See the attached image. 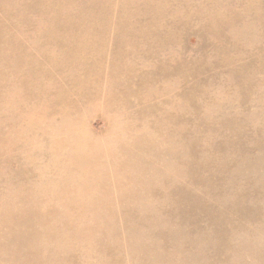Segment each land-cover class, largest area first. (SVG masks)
Wrapping results in <instances>:
<instances>
[{"label":"rangeland","instance_id":"rangeland-1","mask_svg":"<svg viewBox=\"0 0 264 264\" xmlns=\"http://www.w3.org/2000/svg\"><path fill=\"white\" fill-rule=\"evenodd\" d=\"M8 1L9 0H0V9L2 11L5 9V11H3V13H1L2 11L0 10L1 11L0 12V14H1L0 15V19H1L0 31H5L6 34L9 33L10 35L8 34L9 35L8 38L10 41L7 40L8 42H5V40H6L5 38H0V42H2V43H0V47L6 48L9 45L8 43L9 42L12 43L13 37L16 36L17 39L14 38L15 40H13L12 44H14V45L18 44V45H16L18 51H20V48L24 52L25 51L26 52L31 51L32 49H34L33 52L35 51L34 53H38L41 50L40 47L38 46V42H39V38H37L38 35L40 33L42 34V30L45 31L46 28L51 27L53 24L58 25V23H59L60 26L59 27L56 26L54 28L55 30L52 31L53 34L50 33V35L61 37V39H60L61 42L64 41L66 43L68 41L69 42L71 41V42L75 43L76 47L79 48L78 50L80 52L79 53L80 57L84 60L86 58H88V64L90 65V67L97 68L96 66H98V68L100 70H105V75H104V72L101 71L100 76H102V78L99 79L98 83H100L101 86L104 85L102 87L106 86L107 90L104 88L103 90L99 91L100 94L99 93L96 94V95H100V96H96L97 99L99 100V98H100V100L97 101V99H95L96 98L95 97L93 99L92 107H91V105L90 106L88 105L90 108H92V110L91 109L88 110L89 107L87 108V105H83L82 107L78 108V110H80V111L77 110V114L75 112L74 117L73 118L71 117L72 122L70 121L71 118H66L63 115H59V117H55V118L53 117L52 119H50V121L47 120V118L44 115L47 114L48 109L50 112H53L54 109H52L49 106H46V105L39 103L35 98L32 99L35 101H32L30 98L31 103H30V100H29V102L28 101L26 102V100H23V102L28 103L27 104L28 108L26 107L27 110L23 109L24 112L22 110H20V112H23V114H19L18 118L16 117L18 120L14 119V118H11L8 120L7 124H9L10 126L9 125L6 126L7 129L4 131V134L6 135V137L4 136L6 143L3 144L2 148H0V175H1L0 176V178H1L0 179V192H1V194H0L1 195L0 196V208H1L0 209L1 210L0 215H2V216H0V264H264V79H263L264 78V66H263L264 60L262 61V59H264V42H263L264 41V36H263L264 35V33H263L264 32V0H213V1L212 0L211 1H209V0L208 1L207 0H185V1L184 0L183 1L182 0H138V2H137V0H134V2H136L138 4L137 5L138 7L137 6L135 7L134 3L132 4L133 1L127 0V3H128L127 5H130V6L133 5L134 6V7L131 6L132 8H130V6L128 7L126 5V0H58V1L54 0L55 2L57 1L58 4H57V2L54 3V1H52V0H27V1L26 0H11L9 2ZM59 1H61V4ZM17 2H19V4ZM27 2L29 4L32 3L34 7L31 6L32 4L28 6ZM130 2H131V4H129ZM20 3L22 5V7H21ZM144 3H146V4H144ZM153 3H154V5H152ZM167 3H168V6H167ZM251 3H252V6L247 8L246 6H250ZM7 4L10 6L8 7ZM26 4H27V6H26ZM48 4H51V5H48ZM55 4L58 6H56ZM19 5H20V7H19ZM40 5H42V6H40ZM45 5H46V7H45ZM163 5H165V6H163ZM169 5H171L173 9H170L171 7ZM24 6H26V7L24 8ZM35 6H36V9H35ZM51 6H53V7H51ZM154 6L156 7L155 9L157 10L155 12H154V10H155ZM254 6L257 8H255ZM11 7H12V9H11ZM40 7H43V8H40ZM166 7H169V8H166ZM252 7H254V8H252ZM33 8H34V10H33ZM37 8L41 9V10L43 9V11L38 10ZM141 8L143 10H141ZM190 8L191 9L195 8V12H193V10L191 11ZM245 8H246V10L244 12ZM250 8L254 9V11ZM144 9H146V10H152L153 9V10L152 11H144ZM202 9L206 10V12L204 13V11ZM160 10H163V11L159 12ZM176 10H177V12L178 11L182 12L181 13L182 16L179 12L176 13ZM228 10H230V11H228ZM249 10H250V12H249ZM39 11H40V13L41 12L44 13L45 11H47V13L45 12L44 15L41 14L43 16L42 17L39 14ZM135 11H137V12L135 13ZM172 11L175 13V16H174V13ZM185 11H187V12H185ZM208 11H210V12H208ZM231 11L234 14H232ZM237 11H240L243 13L238 14ZM9 12H11L12 15ZM48 12H50V13H48ZM132 12H134L135 14H133ZM147 12H148V15L151 17H152V15H157V16L152 17V19L149 16H147L148 17L147 18L146 17ZM149 12H150V14H149ZM4 13H7L6 18H8V20H6ZM25 13H27V15ZM99 13L101 15H99ZM130 13H132L133 16ZM140 13L142 15V18H139V17H141ZM185 13H187V14H185ZM193 13H194V15H193ZM245 13H246V16H245ZM37 14H39V16ZM165 14H166V16H168V18L164 16ZM179 14H180V16H179ZM230 14H232V16ZM241 14H243V15L241 16ZM66 15H69V16H67L68 19L66 17L64 19V16H66ZM106 15H108V18ZM137 15H138V17L136 18ZM171 15L175 18L172 17V19H171L170 18ZM176 15L178 16L179 21H178V18H176L177 17ZM188 15L189 16L193 15L194 17L192 16V18H190V17L187 18L186 16H188ZM235 15H236V17H235ZM13 16H16V17L10 19ZM59 16H60V18L62 17L60 20L58 19ZM122 16H125L126 18L122 17ZM239 16H240V18H239ZM40 17H42V19ZM56 17H58V18H56ZM76 17H79V18H76ZM97 17L98 18L103 17V18L98 19ZM120 17H121V19H120ZM212 17H213V19H212ZM241 17L242 18L244 17V19H242ZM70 18H72V20L74 22ZM74 18H76V19H74ZM104 18L105 19L107 18V20H105ZM123 18H125V20L127 22ZM16 19H18L17 22L19 20L21 21L20 25H15L17 22L13 23V22H15ZM54 19H56V20H54ZM128 19H129V21H128ZM161 19H163V20H161ZM188 19H190V21H188ZM192 19H193V22L191 21ZM2 20H3V22H2ZM25 20L26 21L28 20L31 23L23 22ZM57 20H59V21H57ZM61 20L64 23H62ZM96 20H97V22H96ZM98 20L99 21L101 20V21L99 22ZM102 20H104V21H102ZM108 20H109V23H108ZM111 20H112V22H111ZM147 20H148V23L150 22L151 24L156 23V21H157V23L154 24L155 26L153 24L151 25L149 23L148 24L149 27H148L147 26ZM211 20H213V21H211ZM226 20H228L229 23ZM232 20H234L233 23H232ZM85 21H88L87 24L89 25V27ZM94 21H95V23H94ZM114 21H116V22H114ZM123 21H124V23H123ZM241 21H243V22H241ZM1 22L4 24V26ZM22 22H23L22 27L24 26V28H25L28 25L25 28L26 32L24 31L23 28H21ZM113 22H114V24H113ZM128 22H129V24H127V27H126V25H124V24L128 23ZM165 22L167 24H165ZM225 22L228 23L229 25L231 23L232 25L227 26V24ZM73 23L75 24L76 28L73 27L74 26ZM79 23H81V26H79ZM97 23H99V24H97ZM100 23L103 25L98 26V25H100ZM182 23H184V26L186 28L183 26ZM189 23H191V25H193V27H195V28H193V27L191 28V25H189ZM196 23H198V26ZM218 23H220V24H218ZM17 24H19V23H17ZM25 24H26V26H25ZM36 24L38 26H36ZM94 24H95V26H94ZM104 24L106 26L107 25L109 26L110 24L115 25V26H113V27L109 26V27H111V28H109L108 26L104 27ZM137 24H140V25L142 24V25L141 26L138 25L139 27L136 29L135 27H137ZM144 24H145V26H143ZM211 24H214V25H211ZM225 24H226V26H225ZM7 25H8V27H12V28L7 27L8 28L7 29L6 28ZM31 25H33V27H34V29L31 28L33 32H31L30 31L31 29H29L30 27H32ZM83 25H86V26H83ZM132 25L136 29V31L134 30V33H133ZM119 26H120V28H119ZM128 26H130L129 28L132 27L131 30L130 29L128 30ZM156 26H158V27H156ZM170 26H171V29L169 28ZM211 26L212 27L214 26V28L216 27L215 30L212 29ZM222 26H225L224 29H221ZM42 27H43V29H42ZM97 27H101V28H98V31H97ZM153 27H155L157 29L159 28L158 29L159 31L156 29L155 30L153 29L154 33H156L157 31L161 32L160 34L159 33L154 34L151 31L152 32L151 34H153V35H151V38L154 41L150 38V35H148V34H150V32H149L150 30L148 28L151 29ZM162 27H163V29L165 27V29L163 30ZM176 27H178V29L181 32L179 30L177 31ZM104 28L106 30H108V28L112 29L111 31L108 30V33L110 35L106 34L107 33L106 30H105L106 33H105V31L102 30ZM116 28L118 29L117 30L118 32L114 31V29L116 30ZM35 29L38 30V31L36 30V33L38 34V35L35 34L36 36L33 35L35 33ZM64 29H66L67 31H71V35H70V32H67ZM93 29H95L98 33ZM99 29H100V32H99ZM121 29H123V30H121ZM145 29H147V30H145ZM161 29H162V31H160ZM168 29H170V30H168ZM196 29H198V31H196ZM200 29H202V30H200ZM59 30H60V32H57ZM62 30H64L65 32ZM127 30H128V33L126 32ZM143 30H145V31H143ZM165 30L167 31V33ZM15 31H16V33L18 32V35H20V34L21 35L20 36L16 35ZM29 31L31 34L29 33ZM91 31L96 32V34H94V32H91ZM112 31H113V33L115 32L114 35H113ZM169 31H171V33H172L171 37L169 36L170 35ZM174 31H175V33H174ZM190 31H192V32H190ZM135 32H136L137 37L139 36V33H140V35H142L144 33L142 35V37H143L142 40H141V36L138 37V39L140 38L138 40L136 36L134 37L133 35H131L132 33L135 35ZM164 32H165V34H163ZM65 33L67 34L66 37H65V35H66ZM79 33H81L80 34L81 36L79 35ZM27 34H28V37L26 36ZM101 34H103V38L105 39V42H104V39L102 38ZM11 35H12V38H11ZM69 35L70 36L75 35L74 36L75 38L70 37ZM112 35L116 38H114ZM123 35H124V37H123ZM128 35H129V37L131 35L132 38L131 37L129 38ZM147 35L149 37H147ZM155 35H157L158 37H156ZM159 35H160V37H159ZM162 35H165V37H161ZM166 35L169 36V38ZM22 36H23V38H22ZM62 36L64 38L68 37L67 38L68 40H66V39L64 40ZM99 36L103 40V41L102 40L100 41V44L98 43L99 42L98 38H100ZM172 36L175 39H173ZM176 36H177V38H176ZM83 37H85L87 41H85V38H83ZM126 37H128L129 39ZM145 37H147V38H145ZM36 38L38 39V41H36L37 40ZM70 38H72V39L70 40ZM81 38L84 39L83 40L84 45L81 42ZM91 38H93V39H91ZM113 38H114V41L116 40L115 42L117 44L112 41L113 44L110 43L111 45H113V47H112L108 42L109 41L111 42V40H113ZM120 38L121 39L124 38V41L126 40V42H124V43L121 42L123 39L121 40ZM156 38H158V39L160 38V39L158 40ZM164 38L166 40L172 39L171 41H173V44L170 40L164 41L165 40ZM179 38H180V40H179ZM18 39L20 40V42H19L20 44L18 43V41H19ZM62 39H63V41H62ZM74 39L76 41L77 40L78 41L75 42ZM108 39H109V41H108ZM119 39L121 40L120 44H119V41H117ZM127 39L128 40L133 39V41L129 42ZM144 39H145V41H147V40L148 41L145 43V42H143ZM210 39H211V41H209ZM150 40L153 41L154 45H152V42ZM33 41H34V43L36 42V45L39 48L33 44ZM136 41H138V42L135 43ZM178 41H180V42H178ZM14 42H16V43H14ZM25 42H27V43H25ZM28 42H29V45H28ZM90 42H92V43H90ZM133 42L135 44H133ZM140 42H141V44L143 43V45L145 43L144 47H146V45H147V47H149L148 46V42H149L150 48L146 47L144 49L143 47H140ZM157 42L160 44V46L161 45L164 46V43H165V46H164L165 48L163 46H161L165 49L164 50L163 48H161V49H163V52H165L167 50L165 53H162L160 51L161 49L159 50V47H155V46L159 45ZM174 42H177V43H174ZM85 43H86V46H85ZM101 43H103V45H101ZM131 43L135 47H133ZM178 43H180V45ZM91 44L95 45L94 48L91 46ZM97 44H99L98 45L99 47L97 46ZM104 44H106V45L109 44L108 46H106V50L104 49L105 48ZM40 45H41V43H40ZM89 45L91 46L92 50L90 49ZM136 45L137 46L139 45V46L136 47ZM143 45H141V46H143ZM166 45H167V47H166ZM169 45H171V46H169ZM182 45H183V47H182ZM210 45H211V47H209ZM258 45H260V46L258 47ZM34 46H35V48H34ZM119 46H121L122 48L124 46L126 47V48L124 47L123 49H121L124 52H122V51L119 52L120 48H121ZM127 46L129 47V49H127L128 48ZM153 46L155 49L152 48ZM172 46H177L178 48L175 47V49H174V47H172ZM55 47L57 48V46H55ZM80 47L82 50L80 49ZM116 47H118V48H116ZM206 47H208V48H206ZM262 47H263V49H262ZM36 48H38V49H36ZM84 48L87 49L88 51L84 50ZM97 48H101V50L99 51V49H97ZM110 48H112L113 51L110 50ZM114 48H115V50H114ZM135 48H137L135 53H137V51H138V53H137L138 55L136 54L138 57L134 54ZM139 48H142V49H139ZM168 48H170L171 51ZM172 48L174 49V52L176 51L175 52L176 55H175V53H172L173 52ZM94 49H96L95 53H94ZM107 49H108V51H112V53L108 52ZM143 49H144V51H143ZM157 49H158L159 53H157V51H156ZM53 50H56L55 56H59L58 55L59 50L54 49V48H53ZM178 50L180 52H178ZM97 51H99V52H97ZM101 51H103V53ZM104 51H107V52L105 53ZM114 51H115V53H114ZM147 51H149V54ZM151 51H152V53L150 54ZM186 51L188 53H186ZM81 52H84L85 54L83 53V55H82ZM100 52L102 54H100ZM140 52H142L143 54ZM167 52H168V55H167ZM169 52H171L170 55H169ZM110 53L113 56H115L116 53H118V55L115 56L114 59L112 58V60H111L110 58L112 57V55ZM121 53H122V55H119ZM124 53H126V54H124ZM154 53H156V54H154ZM177 53L178 54L180 53V58H178L179 55H177ZM181 53H182V55H181ZM219 53H221L222 55ZM123 54H124V56H123ZM131 54L133 56H131ZM145 54H146V56H145ZM152 54H154L153 55L154 57L152 56ZM157 54L158 55L161 54V55H163V57L165 56V59L164 58L162 59L161 55H160L161 57L160 56L157 57ZM172 54H173V58H176V60L171 57ZM86 55H88V57ZM91 55H93V56H91ZM101 55H106V56L102 57ZM140 55H142V57ZM199 55H202V56H199ZM83 56H84V58H83ZM109 56H111V57H109ZM125 56L128 57V59L131 57L130 59L132 61H129L130 59L127 60V58ZM134 56H135V58H134ZM139 56L141 57V59H144L143 62L139 58ZM155 56H156V58H155ZM169 56L172 59H170ZM195 56H196V58H194ZM117 57H119L120 59ZM124 57L126 60L123 59ZM166 57H168L169 59H167ZM187 57H189V59ZM90 58L92 59L91 64L89 63L91 61ZM191 58H193V60ZM108 59H110L111 61L114 60L113 62H115V64L113 62H110ZM122 59H123L124 63H123V61H121ZM133 59H134V61H135V59H138V61H135V62H139V63L142 62V66H140L141 64H138V63L136 65V63L133 62ZM145 59L148 62V64L146 63ZM196 59L197 60L199 59L198 61L202 62L203 64L200 62H197ZM207 59H209L210 61ZM93 60H95V61H93ZM104 60H105V63H104ZM166 60L168 61V62H166V64L169 63L168 65L165 64ZM186 60H188V61H186ZM204 60L205 61L207 60L208 62L206 61L207 63H205ZM58 61L59 60H56V62H58ZM126 61L127 62L129 61L130 64L127 63ZM149 61H150V63H149ZM93 62H96V63L93 64ZM108 62H110V63H108ZM170 62H171V64H170ZM189 62L190 63L194 62V63H192L193 65L192 64L190 65ZM209 62H211V63H209ZM154 63H155V65H154L155 67L153 66V69H151L152 65ZM196 63H198V64H196ZM96 64H98V65H96ZM99 64H100V67L102 69L99 67ZM105 64H106V67L104 66ZM107 64H108V66H111V67H108ZM119 64H120V66L122 64L123 70L120 68ZM158 64H160V65L163 64V65L161 67H159ZM62 65H64V64L62 63ZM112 65H113V69H112ZM132 65H135V66H132ZM144 65L147 67H148V65H150L149 68L150 67L151 68L149 69V68L145 67ZM198 65H201V66H198ZM260 65H262V69H261ZM114 66L115 67L117 66V67L115 68ZM130 66H132V67H130ZM104 67H105V69H104ZM125 67H126V69H125ZM175 67H176V69H175ZM181 67H182V69H184V71H180ZM134 68L136 71L133 70ZM145 68H147L148 71L147 70L145 71ZM162 68H164V69H162ZM256 68L259 69V73H258V70ZM114 69H115V71H114ZM116 69H118V70H116ZM127 69L131 70L129 72V75L126 73V72H128ZM155 69H156V71L157 70L158 71L153 73ZM173 69L177 70V72L179 74L181 73V75L177 74L176 71ZM187 69H189L190 71ZM255 69L257 71L256 75H255ZM124 70H125V73H123ZM193 70H195V71L193 72ZM107 71H109V72H107ZM137 71H139V72L137 73ZM150 71H152V72H150ZM168 71H170V73H166ZM131 72H133V74H135V75H133V79H132V73ZM144 72L145 73L149 72V73L144 74ZM173 72H174V75L176 74L175 76L179 80H177L176 77H175L176 80H174ZM189 72H190V74H189ZM113 73L115 74V76ZM118 73L120 76H118ZM139 73L142 75L140 76ZM157 73H159V74H157ZM186 73H188V74H186ZM123 74L126 77H124ZM137 74H139V75L137 76ZM184 74L186 76H184V78H183ZM191 74H193V75H191ZM261 74H263V75L261 76ZM121 75L123 76V79H122ZM147 75H149V78L147 77ZM156 75H157V77H156ZM164 75L166 77H167V75H170V77H168V78H171V80L168 78L165 79ZM178 75L180 76V78ZM106 76L109 78H106ZM150 76H151V78H150ZM153 76L156 77L157 81H156L155 77L153 78ZM158 76H160V77L162 76L161 78L159 77L161 80L158 78ZM120 77H121V79H120ZM134 77H135V79H134ZM257 77H259V78H257ZM261 77H262V79H261ZM110 78H111V80H109ZM127 78L128 79L131 78L132 80H128ZM140 78H142L141 80L143 81V83L140 80ZM147 78H148V80H146ZM162 78L165 79L166 81L165 80L162 81ZM102 79H103V81H102ZM117 79H119L120 81L119 80L117 81ZM152 79L155 82V84H154V82H152ZM158 79H159L160 83L158 82ZM167 79H168L169 83H168ZM185 79L189 80V81H187L188 83L186 82ZM106 80H108V81H106ZM114 80H115V83H114L115 85L118 82L120 83V85L118 83V85L115 86L116 88L112 89L111 87L114 85L113 84ZM110 81H111V83H110ZM126 81H128V82H126ZM129 81H131V82L133 81V83H131ZM148 81H149V84H148ZM179 81H181V82H179ZM145 82H146V85H145ZM162 82H164L165 85L163 83V86L161 87ZM175 82H176V84L174 85ZM121 83L123 85H121ZM129 83H131V84H129ZM177 83L179 84L178 86H180V87L182 86V88L184 86V88H183L184 91H187L186 87H188V90H189V91H187L188 93L187 92L184 93L182 88L177 87ZM184 83L187 84L188 86L187 85L185 86ZM105 84H108V85H105ZM132 84H136V86L135 85H134L135 87L130 86ZM137 84L140 85V87H137L138 86ZM156 84H158L159 86H157ZM199 84L201 87L199 86ZM128 85L130 87H127ZM203 85H204V87H206L205 89H204ZM189 86H191V87H189ZM254 86H255V88H254ZM117 87L119 89H117ZM126 87H127V89H126ZM157 87H158V89H157ZM160 87H161V89H160ZM140 88H141V90L145 89L146 90L145 93H143L144 90L141 91ZM147 88H149V89H147ZM114 89L117 91H115ZM180 89H181L180 93H184V95L182 96V94H180L182 97L179 95V98H178L179 93L178 94H176V93L178 91H180ZM69 90H70V92H72L71 89H69ZM111 90L113 92H111ZM118 90H121V91H118ZM107 92H110V93H108V94H110L108 96L109 97L108 103L106 101L107 100L106 97H103L105 95L107 96ZM119 92L121 94H122V92H124V93L126 92V93L125 94L123 93L122 94L123 96H122V95H119ZM134 92H137V94H135ZM245 92H248V93H245ZM111 93H114V94H111ZM138 93L140 96L138 95ZM173 94L175 96H177V98L175 96L171 97V96H173ZM114 95H115V97H114ZM128 95H130V96L127 97ZM148 95H149V97H148ZM118 96H119V98H118ZM195 96H197V97H195ZM170 97H171V99H169ZM138 98L140 101L138 100ZM150 98H152V100ZM166 98L168 101L166 100ZM116 99H118V100H116ZM183 99H185V100H183ZM159 100H161L162 102H160ZM175 100H177V101H175ZM36 101L39 104L34 103ZM112 101L113 102L118 101V102L110 104V102H112ZM157 101H158V104H156ZM178 101H180V102L178 103ZM163 102L164 103L168 102V103L165 106V105H162V104H164ZM169 102H170V104H169ZM173 102H174V105H172ZM120 103L123 105H121ZM189 103H190V105H189ZM152 104H153V106H152ZM38 105L39 106L41 105L40 108ZM42 105L44 107L46 106L47 108L46 107L43 108ZM110 105H112V106L108 107ZM154 105L158 111L154 108ZM156 105H158V106L160 105L159 106L160 109L163 106L164 109L162 108L161 109L162 111H160L158 106H156ZM169 105H171L172 107L174 106L173 107L174 109L170 108ZM33 106H34V108L37 106V108H35V110H34ZM117 106L119 109L122 106L123 107L121 108V110H119L117 108ZM189 106H190V108H189ZM41 107L45 111L47 110V112L44 111V113H42L43 115H40L41 112H43V109ZM104 107H107V108H104ZM168 107H169V110L167 111ZM102 108H104V109H102ZM152 108H153V110H155L154 116H153L154 111L152 110ZM176 108H178V110H180V111H178ZM28 109H30V111ZM81 109H82V111H81ZM128 109L130 111V114H129ZM170 109L171 110L173 109L174 112H173V110L170 111ZM33 110L36 112H34ZM27 111H28V114H27ZM145 111L148 112V114H146ZM159 111H160V114H161V112L164 111L162 116L158 114ZM169 111L171 112V114L173 112L172 115L170 114L171 116H175V115L177 116V119H176L177 121L171 122L169 120V118H171V116L170 117L168 116ZM176 111H177L178 115L176 114ZM25 112H26V115H25ZM33 112H34V115L32 116ZM39 112H40V114H39ZM124 112H127V113L124 115ZM133 112H134V114L136 112V114H135L136 116L133 115ZM149 112H150V114H149ZM151 112H152V114H151ZM184 112L187 116L184 114ZM192 112H193V114H192ZM198 112H199V114H198ZM35 114L39 115L42 118L45 117L44 119H42V118L39 119L41 126L36 127V125H34V127L26 126V128H23L25 126V123L23 124V121L20 122L21 120H19V119L24 117V120H25L24 122H26V119L28 121L29 120L34 121V119L37 117ZM121 114L125 117H121ZM131 114L134 116L133 122H132L133 117L131 116ZM139 114L143 118L144 117L147 118V119L145 118L146 122H145V120L140 119L142 117ZM157 114H158V116H157ZM197 115H198V117H197ZM62 116H63V118H62ZM164 116H166V117L168 116L169 118H166V117L164 118ZM74 118H76V119H74ZM66 119H67V121H66ZM135 119H137V120H135ZM165 119H167L168 121H166ZM10 120H11V122H10ZM53 120H54V122H53ZM142 120H143V122H142ZM151 120H153V122ZM161 120H163L164 122ZM195 120H197V121H195ZM139 121H140V123H138ZM157 121H158V123H157ZM180 121H182L183 124H185V125H183ZM185 121L188 123L186 124ZM56 122H58V124H56ZM66 122H67V125L65 124ZM74 122H76V123H74ZM126 122H127V124H126ZM154 122H155V124H154ZM189 122H191V123H189ZM49 123H50V125H49ZM143 123L145 124V126ZM174 123H175V125H174ZM19 124H21V125H19ZM149 124L153 129L154 128L156 129V127L159 130L162 129L164 131V134L160 133L162 130L160 132L157 129H156V131L153 130L149 126ZM44 125H45V127H44ZM52 125L55 126L56 128L53 127ZM71 125H73V126H71ZM132 125H133V127H132ZM135 125L136 126L140 125V126L136 127ZM147 125H148V127H147ZM173 125H174V127H173ZM154 126H156V127H154ZM184 126H186V128ZM59 127L61 128L60 130H59ZM139 127H141V128H139ZM149 127L151 129L148 131L149 132L148 133L146 130H147V128L149 129ZM17 128L19 130H21V129L23 130V132H22V130L20 131V133H23V135H21V134L19 135V130ZM30 128H31V130L28 131ZM144 128H145V130H144ZM26 129H28L27 133H26ZM33 129H34V131H33ZM62 129H64V131ZM16 130H18V133ZM40 130H41V132H40ZM45 131L49 135L46 134ZM50 131L51 132L53 131V133H51ZM36 132L39 133L40 137H38L39 135L37 136ZM151 132H154V133H151ZM156 132L160 133V134H158V139H157ZM184 132H185V134H184ZM29 133H32V134H29ZM64 133H66V134H64ZM15 134H16V136H15ZM25 134L27 136H25ZM35 134H36V136H35ZM55 134H57L58 137H60L61 139H59L57 137V135H55ZM63 134H64V136H63ZM80 134L86 135V140L87 139L89 140V138H91L92 141H91V139L89 141V143L91 145L88 143V141L86 142L85 137L84 136L81 137ZM168 134H170V135H168ZM31 135H32V138H34V137L36 138L37 142L34 140V142L32 143L33 139L30 138ZM51 135H54V137ZM161 135H162V137H161ZM182 135H185V136H182ZM44 136H46L47 138H44ZM49 136H50L51 140H50ZM130 136H132V137L134 136L133 137L134 139H132V137H130ZM159 136H160V138H159ZM26 137H27V139L29 138L30 140L29 139L27 140ZM55 137H57L61 143L57 140V138L55 139ZM140 137H141V139H143V138L144 139L141 140ZM148 137H149V139H148ZM81 138H84V141H82V144L84 143L83 145L80 142L81 140H83ZM150 138H152V139H150ZM13 139H14V141H13ZM25 139L27 141H25ZM44 139H45V141H44ZM47 139H49L48 140L49 143L51 142L50 144L48 142H46ZM161 139H163V140L161 141ZM40 140H42V141L40 142ZM75 140H77V141H75ZM66 141H67V144L65 146ZM73 141H74V143H73ZM155 141L156 142L161 141L163 143L160 142V143H158L159 144L158 145V144H155L156 143ZM26 142H27V144L25 146H23L24 145L23 143H26ZM38 142H40V143L37 144ZM76 142H78V143H76ZM102 142H103V144H102ZM128 142H129V144H128ZM15 143H17V145ZM30 143H32V144H30ZM55 143L56 144L58 143V144L56 145ZM257 143H259V144H257ZM13 144H15V145H13ZM42 144L43 145L45 144V145L43 146ZM53 144H54V146H53ZM74 144H76V146ZM31 145H33V146H31ZM79 145L81 146V147H79L80 151L77 149V147ZM154 145L157 149H155ZM5 146H6V149L4 148ZM20 146L21 147L23 146L22 149L20 148ZM30 146H31V149H30ZM51 146H53V147H51ZM57 146H59L58 147L59 149L61 148L59 151H61L63 149V151H61V153L59 151L57 152L55 150V148L57 149ZM84 146H85V148H90L89 150L92 153L91 156H90V154L87 153L88 150L85 149ZM97 146L100 148H101V146H103L102 150H100V148H98ZM146 146H147V148H146ZM165 146H166V148H165ZM19 148L21 151L19 150ZM221 148L224 149V151L220 150ZM32 149H34V150H32ZM53 149L55 151H53ZM108 149H110L111 152ZM13 150L20 151L18 153H17V151H15V153L19 154L20 157H18L17 154H16L17 156H14L15 154L13 153ZM27 150H29L30 152ZM81 150H82V152H81ZM97 150H99V152ZM116 150H117V152H115ZM131 150L133 152H130ZM4 151H5V153L8 152L9 154L6 153V155H5ZM35 151H38V152H35ZM90 151H89V153H90ZM101 151H103V152H101ZM96 152H98V153H96ZM208 152L210 154L215 153L214 156L218 159V162H217V159H214L215 158L214 156H210ZM10 153H11V155H10ZM21 153H23V154L25 153L24 155H26L27 153H29V154L26 155V157H24V155L23 154L21 155ZM117 153H118V155H117ZM129 153L131 155H128ZM34 154H36V155H34ZM65 154H67V155L65 156ZM71 154H73V155H71ZM74 154L78 155L79 157L74 155ZM158 154L160 156H158ZM161 154H162V156H161ZM9 155H10L11 159H10ZM70 155H71V157H70ZM191 155L193 157L194 156L196 157V158L194 157L195 162L192 160L193 159L192 157H191V159H189V157ZM201 155H202V157H201ZM205 155H207V157H205ZM21 156H22V158H21ZM74 156H76L75 159L73 158ZM185 156H186V161H185ZM14 157H16V158H14ZM65 157H67V158H65ZM68 157H70L72 159L70 160ZM19 158H21L22 160ZM63 158L68 159V160L66 161ZM103 158H105V159H103ZM159 158H160V162H159ZM206 158H208L209 160ZM5 159H6V161H4ZM113 159H114V161H113ZM181 159H183L182 160L183 162L185 161L184 162L185 166L182 163ZM188 159L190 161H188ZM72 160H73V162H72ZM104 160H105V163H104ZM106 160H108V161H106ZM165 160H167V161L170 160V162H167ZM63 161H64V164H63ZM207 161H209V162H207ZM35 162H36V164L38 163V166L34 165ZM71 162H72V164H71ZM100 162H101V166H102L101 168L99 166ZM178 162H180V163H178ZM39 163H42V164H39ZM67 163H69L71 165L67 166L66 165ZM232 163H233V165H232ZM228 164H229V166H231V168L229 167V169H227ZM95 165L97 166L96 170H95ZM159 165H161V166H159ZM224 165H226V166H224ZM29 166L32 169H30ZM153 166H155V167H153ZM221 166L222 167L224 166V168L226 167L225 168L226 171L224 170V168L222 169ZM141 167H143V168H141ZM8 168H10V169H8ZM26 168L27 169L29 168V170H27ZM153 168H156V169H153ZM33 169L34 170L36 169L37 171H35V172H37L38 174L35 173L34 171H32ZM41 169H42V171H41ZM150 169H153L154 171L152 172V170H150ZM7 170H9V171L11 170V173H9V171L3 173L4 171H7ZM188 170H190V171H188ZM222 170H224V171H222ZM16 171H17V173H16ZM23 171L26 173L24 174ZM91 171H92V174H91ZM194 171L197 173V175ZM27 172H29L28 176H27ZM105 172H106V174H105ZM13 173H16V174H13ZM147 173H148V175H147ZM164 173H166V175H163ZM190 173H191V175H189ZM5 174H7V175L9 174L10 176H7ZM23 174L26 175V176H24L25 179L22 178ZM31 174H36V176L33 175V177H32ZM108 174H109V176H108ZM192 174H193V176H192ZM83 175H84V177H83ZM89 175H91V176H89ZM93 175L96 178H94ZM145 175H146V177H145ZM162 175H163V177H162ZM168 175H170V176H168ZM172 175L174 177H176V179ZM2 176H3V178H2ZM19 176H21V177H19ZM40 176H42V178ZM49 176H51V177H49ZM85 176L87 178H85ZM196 176H198L199 178H197ZM11 177H14V178H11ZM26 177H27V179H26ZM101 177H102V179H101ZM155 177H156V179H155ZM165 177L166 178L170 177L169 178L170 181L167 180ZM191 177L192 178L194 177V178L192 179ZM9 178L12 179L13 183L10 181L11 179H9ZM16 178H18V179L16 180ZM32 178H34L35 180ZM63 178H64V180H63ZM89 178H91V180L94 178L92 181H90L91 183L87 182V179H89ZM148 178H152V180L151 179L148 180ZM201 178H204L202 180V182L200 180ZM3 179L6 180L7 184H6V182H4L5 180H3ZM54 179H56V180H54ZM137 179H139V181ZM158 179H160L161 183ZM177 179L179 182L177 181ZM23 180L24 181L27 180V181L24 182ZM74 180H76V182ZM185 180L188 181V183ZM9 181L12 184L9 183ZM31 181H32V184H31ZM58 181H60L61 184ZM65 181H67V182H65ZM80 181L83 184L82 183L80 184ZM184 181L188 185H186L184 183ZM1 182H3L2 184H4V185H2ZM54 182L55 183L57 182V184H55ZM164 182H166V185L165 184L162 185V183H164ZM168 182L170 183L171 186L173 185V188L172 187L170 188L169 184L167 185ZM176 182H177V184H176ZM62 183H63V185H62ZM64 183H66V184H64ZM144 183H146V185ZM150 183H152V184H150ZM13 184H14V186L12 187ZM17 184H18V186H17ZM54 184L55 185L59 184V187L55 186ZM70 184L73 185V186L71 185V187L73 189H70L71 188V187H69ZM183 184H184V186L186 185L184 187V189H182ZM7 185L10 187H7ZM156 185H158V186H156ZM160 185H162V186H160ZM42 186L44 189L42 188ZM88 186H90V188ZM148 186H150L151 188L150 187L148 188ZM153 186H155V188ZM187 186L189 188H186ZM3 187H4V189H3ZM49 187H50V189H49ZM74 187H76V189ZM145 187H147L148 189H146ZM93 188H95V189H93ZM178 188H180V189H178ZM82 189L84 191H82ZM165 189H168V190H166L167 192L163 193L165 191ZM168 191H170V192H168ZM45 192H46V194H45ZM78 192H79V194H78ZM80 192H84V194L83 193L81 194ZM160 192L162 194H159ZM26 194H28V195H26ZM71 194H73V195L71 196ZM75 194L77 195V198H76ZM80 194H81V196H80ZM160 195H162V196H160ZM42 196H44V197L46 196V198H44ZM81 197H82V199H81ZM11 198H13V199H11ZM20 198L23 200H21ZM36 198H38L39 200H36ZM41 198H43L44 201H43V199L40 200ZM56 198H57V200H56ZM71 198H73V200ZM159 198H160V200H159ZM3 199L6 201H4ZM18 199L20 200L19 202L22 205H20L18 203ZM60 199H62V200H60ZM95 199H97V200H95ZM152 199H154L155 201ZM7 200H8V202L10 201V204L7 202ZM11 200L12 201L14 200L15 203L18 204V207H17V205L13 201V203L16 205L17 209L13 205V203H11ZM51 200H53V201H51ZM88 200H92V202L88 201ZM22 201L24 203H22ZM208 203H209V205H208ZM23 204H24V206H23ZM4 205H5V207L7 205L8 206L5 208ZM166 205H167V209L165 207ZM22 206H23V208H21ZM8 207L9 208L12 207V208L9 209ZM13 208H14V212L16 210V212H18V213H16V212L13 213L12 212ZM18 208H20L19 209L20 211L18 210ZM210 208L212 209V211ZM6 210H7V213L5 214L4 212ZM46 210H50V211L47 212ZM51 210H53V211H51ZM205 210H206V212H205ZM8 211H10L11 213ZM2 212H3V214H2ZM44 212L45 213L47 212V213L45 214ZM216 212H218V213H216ZM23 213H25V214H23ZM29 213H30V215H29ZM48 213H49V215H48ZM206 213H210V214H206ZM8 214H10V215H8ZM209 216H211V217H209ZM11 220H13V221H11ZM216 220L217 221L219 220L218 223L216 222ZM53 221H55V222L53 223ZM57 222H59V223H57ZM11 223L13 225H11ZM36 223L39 226L36 225ZM38 227H41V228L39 229ZM61 246H63V247H61Z\"/></svg>","mask_w":264,"mask_h":264},{"label":"bare ground","instance_id":"bare-ground-1","mask_svg":"<svg viewBox=\"0 0 264 264\" xmlns=\"http://www.w3.org/2000/svg\"><path fill=\"white\" fill-rule=\"evenodd\" d=\"M9 1H11V0H9ZM8 1V2H9ZM27 1V0H26ZM52 1H54V0H52ZM58 1V0H57ZM56 1V2H57ZM129 1V0H128ZM131 1H133L132 2V4L134 3L135 5V7L138 5L136 2H134V0H131ZM183 1V0H182ZM185 1V0H184ZM208 1V0H207ZM209 1H211V0H209ZM213 1V0H212ZM24 2V1H23ZM55 1H54V3H56ZM60 2V4H61V1H59ZM63 2V1H62ZM137 2H138V0H137ZM18 4H19V2H17ZM22 3V2H21ZM21 3H20V5H21ZM51 3V2H50ZM53 3V2H52ZM53 3V4H54ZM173 3V2H172ZM206 3V2H205ZM14 4V3H13ZM23 4V3H22ZM27 4H28V6L29 5H31V4H29L28 2H27ZM27 4H26V6H27ZM57 4H58V2H57ZM128 3H127V0H126V5H127ZM129 4H131V2L129 3ZM144 4H146V3H144ZM175 4V3H174ZM8 5V4H7ZM20 5H19V7H20ZM48 5H51V4H48ZM56 5V4H55ZM152 5H154V3L152 4ZM151 5V6H152ZM245 5V4H244ZM5 6V5H4ZM3 6V7H4ZM10 5H8V7H9ZM26 6H24V8L26 7ZM31 6H33V4L31 5ZM30 6V7H31ZM40 6H42V5H40ZM56 6H58V5H56ZM97 6V5H96ZM128 7L130 6V5H127ZM132 7H134L133 5H131ZM130 6V8H132ZM163 6H165V5H163ZM167 6H168V3H167ZM171 8L170 9H173L172 8V6L171 5H169ZM176 6V5H175ZM252 6V3H251V5L250 6H246L247 8L248 7H251ZM2 7V8H3ZM18 7V8H19ZM21 7H22V5H21ZM34 7V6H33ZM45 7H46V5H45ZM44 7V8H45ZM49 7V6H48ZM51 7H53V6H51ZM138 7V6H137ZM146 7V6H145ZM174 7V6H173ZM205 7V6H204ZM255 7V6H254ZM254 7H252V8H254ZM5 8V7H4ZM28 8V7H27ZM40 8H43V7H40ZM50 8V7H49ZM129 8V9H130ZM156 7L154 6V9H155ZM166 8H169V7H166ZM165 8V9H166ZM177 8V7H176ZM252 8H250V9H252ZM255 8H257V7H255ZM11 9H12V7H11ZM23 9V8H22ZM35 9H36V6H35ZM38 9V8H37ZM46 9V8H45ZM134 9V8H133ZM169 9V10H170ZM189 9V8H188ZM201 9V8H200ZM199 9V10H200ZM207 9V8H206ZM1 10V9H0ZM10 10V9H9ZM33 10H34V8H33ZM38 10H41V9H38ZM37 10V11H38ZM49 10V9H48ZM53 10V9H52ZM136 10V9H135ZM141 10H143L142 8H141ZM153 10V9H152ZM152 10H146V9H144V11H152ZM187 10V9H186ZM190 10L192 11L193 10V12H195V8H190ZM198 10V11H199ZM203 11H204V13L206 12V10H204V9H202ZM208 10V9H207ZM245 10H246V8L244 9V12H245ZM253 11H254V9H252ZM2 11V10H1ZM0 11V12H1ZM3 11H5V9L3 10ZM3 11L1 12V13H3ZM8 11V10H7ZM13 11V10H12ZM11 11V12H12ZM17 11V10H16ZM30 11V10H29ZM41 11H43V9L41 10ZM50 11V10H49ZM54 11V10H53ZM134 11V10H133ZM155 11H157L156 9L154 10V12ZM161 11H163V10H160L159 12H161ZM228 11H230V10H228ZM227 11V12H228ZM256 11V10H255ZM11 12H9L10 14H11ZM31 12V11H30ZM33 12V11H32ZM46 13H47V11H45ZM44 12V13H45ZM137 11H135V13H136ZM173 12V11H172ZM179 12V11H178ZM177 12V10H176V13H178ZM184 12V11H183ZM185 12H187V11H185ZM208 12H210V11H208ZM238 12V14L239 13H243V12H240V11H237ZM248 12V11H247ZM249 12H250V10H249ZM248 12V13H249ZM257 12V11H256ZM18 13V12H17ZM38 13V12H37ZM44 13H40V11H39V14L41 15V14H43L44 15ZM48 13H50V12H48ZM133 14H135L134 12H132ZM132 13H130L131 15H132ZM174 13V12H173ZM180 14L182 13V12H179ZM191 13V12H190ZM200 13V12H199ZM231 13H232V11H231ZM247 13V14H248ZM5 14V18H6V14L7 13H4ZM19 14V13H18ZM26 15H27V13H25ZM39 14H37L38 16H39ZM149 14H150V12H149ZM155 14V13H154ZM180 14H179V16H180ZM185 14H187V13H185ZM192 14V13H191ZM229 14V13H228ZM232 14H234V13H232ZM232 14H230L231 16H232ZM236 14V13H235ZM1 15V14H0ZM3 15V14H2ZM12 15V14H11ZM59 15V14H58ZM61 15V14H60ZM99 15H101L100 13H99ZM105 15V14H104ZM140 15H141V13H140ZM139 15V16H140ZM178 15V14H177ZM176 15V16H177ZM190 15V14H189ZM186 16L187 18L188 17H190V18H192V16L194 15V13H193V15H191V16ZM243 14H241V16H242ZM250 15V14H249ZM42 16V15H41ZM67 16H69V15H66V16H64V19H65V17L68 19V17ZM103 16V15H102ZM107 16V18H108V15H106ZM133 16V15H132ZM147 16H149L148 15V12H147V14H146V17ZM156 17L157 15H152V17ZM165 17H167L168 18V16H166V14L164 15ZM170 16V15H169ZM174 16H175V13H174ZM181 16H182V14H181ZM198 16V15H197ZM245 16H246V13H245ZM10 17V16H9ZM14 17H16V16H13V17H11L10 19H12V18H14ZM43 17V16H42ZM42 17H40L41 19H42ZM81 17V16H80ZM104 17V16H103ZM103 17H101V18H103ZM122 17H125V16H122ZM138 17V15L136 16V18ZM145 17V16H144ZM145 17V18H146ZM149 17H151V16H149ZM152 17H151V19H152ZM162 17V16H161ZM160 17V18H161ZM172 15H171V19H172ZM184 17V16H183ZM194 17V16H193ZM228 17V16H227ZM230 17V16H229ZM235 17H236V15H235ZM248 17V16H247ZM19 18V17H18ZM24 18V17H23ZM56 18H58V17H56ZM62 18V17H61ZM60 18V16H59V20L61 19ZM76 18H79V17H76ZM76 18H74V19H76ZM83 18V17H82ZM98 18V17H97ZM96 18V19H97ZM101 18H98V19H101ZM107 18L105 19V20H107ZM126 18V17H125ZM125 18H123L124 20H125ZM128 18V17H127ZM139 18H142V15H141V17H139ZM138 18V19H139ZM148 18V17H147ZM173 18H175V17H173ZM176 18H178V16L176 17ZM185 18V17H184ZM239 18H240V16H239ZM242 18V17H241ZM3 19V18H2ZM20 19V18H19ZM66 19V20H67ZM71 20H72V18H70ZM69 19V20H70ZM120 19H121V17H120ZM122 19V20H123ZM211 19V18H210ZM212 19H213V17H212ZM218 19V18H217ZM227 19V18H226ZM232 19V18H231ZM230 19V20H231ZM242 19H244V17L242 18ZM246 19V18H245ZM6 20H8V18H6ZM17 20L18 19H16L15 20V22H13V23H16L17 22ZM21 20V19H20ZM18 21L17 23H19V24H15V25H20V22L21 21ZM24 20V19H23ZM30 20V19H29ZM44 20V19H43ZM54 20H56V19H54ZM59 20H57V21H59ZM86 20V19H85ZM140 20V19H139ZM145 20V19H144ZM161 20H163V19H161ZM186 20V19H185ZM221 20V19H220ZM248 20V19H247ZM0 21H1V19H0ZM5 21V20H4ZM12 21V20H11ZM73 21V20H72ZM84 21V20H83ZM82 21V22H83ZM99 21V20H98ZM101 21V20H100ZM99 21V22H100ZM102 21H104V20H102ZM126 21V20H125ZM128 21H129V19H128ZM132 21V20H131ZM134 21V20H133ZM137 21V20H136ZM146 21V20H145ZM144 21V22H145ZM166 21V20H165ZM178 21H179V18H178ZM188 21H190V19H188ZM192 22H193V19L191 20ZM211 21H213V20H211ZM227 22H228V20H226ZM233 21L234 20H232V23H233ZM2 22H3V20H2ZM1 22V23H2ZM23 22H29V23H31L30 21H23ZM23 22H22V24H21V28H23L24 29V31H25V28L28 26H26V24H25V28H24V26L22 27V25H23ZM50 22V21H49ZM48 22V23H49ZM52 22V21H51ZM61 22H62V20H61ZM74 22V21H73ZM81 22V23H82ZM86 22V24H87V22L88 21H85ZM96 22H97V20H96ZM111 22H112V20H111ZM114 22H116V21H114ZM114 22H113V24H114ZM127 22V21H126ZM135 22V21H134ZM141 22V21H140ZM143 22V23H144ZM153 22V21H152ZM241 22H243V21H241ZM9 23V22H8ZM12 23V22H11ZM62 23H64V22H62ZM76 23V22H75ZM78 23V22H77ZM81 23H79V26H81ZM90 23V22H89ZM94 23H95V21H94ZM108 23H109V20H108ZM123 23H124V21H123ZM138 23V22H137ZM146 23V22H145ZM150 23V22H149ZM148 20H147V26H148ZM156 23H157V21H156ZM156 23H152L153 25L154 24H156ZM164 23V22H163ZM179 23V22H178ZM203 23V22H202ZM201 23V24H202ZM206 23V22H205ZM212 23V22H211ZM224 23V22H223ZM222 23V24H223ZM226 23V22H225ZM229 23V22H228ZM228 23H226L227 24V26L229 25ZM3 24V23H2ZM91 24V23H90ZM97 24H99V23H97ZM127 24H129V22L128 23H125L124 25H126V27H127ZM131 24V23H130ZM136 24V23H135ZM151 24V23H150ZM151 24V25H152ZM159 24V23H158ZM165 24H167L166 22H165ZM183 24V26H184V23H182ZM197 24V26H198V23H196ZM204 24V23H203ZM208 24V23H207ZM210 24V23H209ZM218 24H220V23H218ZM221 24V25H222ZM226 24H225V26H226ZM40 25V24H39ZM73 27H75V24L73 23ZM88 25V24H87ZM93 25V24H92ZM101 25H103V24H101L100 23V25H98V26H101ZM141 26L140 24H137V27H135L136 29L139 27V26ZM189 25H191V23H189ZM211 25H214V24H211ZM232 24L230 23V25L229 26H231ZM3 26H4V24H3ZM32 27H30L29 29H34V27H33V25H31ZM36 26H38L37 24H36ZM59 27L60 25H59V23H58V25H55V24H53L51 27H48V28H46L45 29V31L44 30H42V34L40 33L39 35L36 33V30L37 29H35V33L33 34L34 36H36L35 34H37L38 35V37L37 38H39V42H38V46L40 47V51L38 52V53H34L33 52V50L34 49H30L31 51H23V50H21V48H20V51H18L17 50V47H16V45H18V44H16V45H14V44H12L13 43V40H15V39H17L16 38V36L15 37H13V39H12V43H8L9 45V47L7 46L6 48H2V47H0V148H2L3 147V144H5L6 143V140H5V137H6V135L4 134V131L7 129V127L6 126H8L9 124H7V122H8V120L9 119H11V118H14V119H17L18 118V116H19V114H23V109L25 110H27V104L28 103H26L27 101L29 102V100H30V98H31V100L33 99V98H35L39 103H41V104H43V105H46V106H49V107H51L52 109H54V111L53 112H50L49 111V109H48V112H47V110L45 111L43 108H45L43 105H42V109H43V112H41V114H40V112H39V114L40 115H43L42 113H44V111L45 112H47V114H45L44 116L47 118V120H49L50 121V119H52L53 117L55 118V117H59V115H63V116H65L66 118H73L74 117V114H75V112H76V114H77V110H78V108H80V107H82L83 105H87V108L91 105V107H92V104H93V99L96 97V96H100V95H96V94H98L99 93V91H101V90H103L104 88L106 89L107 87L105 86V87H102V86H104V85H102L101 86V84L100 83H98L99 82V79L100 78H102V76H100L101 75V71H103L104 72V75H105V70H100L99 68H98V66H96L97 68H93V67H90V65L88 64V58H86L85 60L84 59H82L81 57H80V55H79V48H77L76 47V44L75 43H73V42H64L63 41V39L65 40H68L67 38H64L63 36V39H62V41L63 42H61L60 41V39H61V37H57V36H53V35H50V33H52V31L53 30H55L54 28L55 27ZM83 26H86V25H83ZM94 26H95V24H94ZM106 25L104 24V27H105ZM108 26V25H107ZM106 26V27H107ZM109 26H115V25H112V24H110ZM108 26V27H109ZM143 26H145V24L143 25ZM142 26V27H143ZM155 26V25H154ZM195 26V25H194ZM203 26V25H202ZM201 26V27H202ZM205 26V25H204ZM219 26V25H218ZM225 26H222L221 27V29H224V27ZM8 27V25L6 26V28ZM19 27V26H18ZM67 27V26H66ZM78 27V26H77ZM88 27H89V25H88ZM103 27V26H102ZM130 26H128V30L130 29L131 30V28L133 29V33H134V30L136 31V29L134 28V26L132 25V27L131 28H129ZM149 27V26H148ZM156 27H158V26H156ZM160 27V26H159ZM185 27V26H184ZM193 27V25H191V28ZM200 27V26H199ZM206 27V26H205ZM212 27V26H211ZM233 27V26H232ZM262 27V26H261ZM8 28H12V27H8ZM7 28V29H8ZM38 28V27H37ZM76 28V27H75ZM79 28V27H78ZM95 28V27H94ZM98 28H101V27H97V31H98ZM109 28H111V27H109ZM108 28V30L109 31H111L112 29H109ZM119 28H120V26H119ZM123 28V27H122ZM167 28V27H166ZM170 29H171V26L169 27ZM177 28V31L179 30L178 29V27H176ZM183 28V27H182ZM186 28V27H185ZM193 28H195V27H193ZM198 28V27H197ZM216 28V27H215ZM215 28H214V26L212 27V29H214L215 30ZM263 28V27H262ZM6 29V30H7ZM32 29L30 30L31 32H33L32 31ZM42 29H43V27H42ZM67 29V28H66ZM66 29H64L65 31H67ZM127 29V28H126ZM125 29V30H126ZM140 29V28H139ZM144 29V28H143ZM150 31V34H148V35H150V38H151V35H153V34H151L152 32L154 33V30L156 29V30H158L157 28H155V27H153V28H148ZM154 29V30H153ZM162 29H163V27H162ZM162 29L160 30V31H162ZM164 29H165V27H164ZM163 29V30H164ZM170 29H168V30H170ZM174 29V28H173ZM232 29V28H231ZM13 30V29H12ZM64 30H62V31H64ZM69 30V29H68ZM90 30V29H89ZM93 30H95V29H93ZM103 31H105L106 29L104 28V29H102ZM108 30H106L107 31V33H106V31H105V33L106 34H108V35H110L109 33H108ZM118 29L116 28V30L114 29V31H117ZM121 30H123V29H121ZM120 30V31H121ZM128 30L126 31L127 33H128ZM145 30H147V29H145ZM145 30H143V31H145ZM175 30V29H174ZM185 30V29H184ZM200 30H202V29H200ZM206 30V29H205ZM8 31V30H7ZM28 31V30H27ZM30 31H29V33H30ZM38 31V30H37ZM40 31V30H39ZM64 31V32H65ZM96 31V30H95ZM96 31V32H97ZM152 31V32H151ZM159 31V30H158ZM156 32V33H154V34H157V33H161V32ZM166 31V30H165ZM176 31V32H177ZM180 31V30H179ZM186 31V30H185ZM196 31H198V29H196ZM23 32V31H22ZM26 32V31H25ZM24 32V33H25ZM56 32V31H55ZM57 32H60V30L59 31H57ZM67 32H70V35H71V31H67ZM66 32V33H67ZM91 32H94V31H91ZM96 32H94V34H96ZM99 32H100V29H99ZM102 32V31H101ZM118 32V31H117ZM125 32V33H126ZM170 32V37H171V31H169ZM173 32V31H172ZM181 32V31H180ZM190 32H192V31H190ZM200 32V31H199ZM209 32V31H208ZM11 33V32H10ZM15 33H16V31H15ZM65 33V34H66ZM85 33V32H84ZM89 33V32H88ZM98 33V32H97ZM112 33H113V31H112ZM115 33V32H114ZM114 33H113V35H114ZM131 33V32H130ZM131 34V35H133L134 37L136 36V32H135V35L134 34ZM147 33V32H146ZM145 33V34H146ZM166 33H167V31H166ZM174 33H175V31H174ZM173 33V34H174ZM184 33V32H183ZM187 33V32H186ZM212 33V32H211ZM264 33V32H263ZM9 33H7L6 34V32L5 31H0V38H5L6 40H5V42H8V41H10L9 40V38H8V36L10 35H8ZM23 34V33H22ZM31 34V33H30ZM53 34V33H52ZM68 34V33H67ZM67 34L65 35V37L67 36ZM81 33H79V35H80ZM123 34V33H122ZM142 34V33H141ZM144 34V33H143ZM142 34V35H143ZM163 34H165V32L163 33ZM210 34V33H209ZM13 35V34H12ZM12 35H11V38H12ZM16 35H18V32L16 33ZM21 35V34H20ZM20 35H18V36H20ZM24 35V34H23ZM60 35V34H59ZM69 35V36H70ZM87 35V34H86ZM99 35V34H98ZM102 35V38H103V34H101ZM100 35V36H101ZM107 35V36H108ZM112 35V36H113ZM125 35V34H124ZM124 35H123V37H124ZM131 35H130V37H131ZM142 35H140V33H139V36H141V40H142ZM147 35V37H149ZM175 35V34H174ZM173 35V36H174ZM180 35V34H179ZM185 35V34H184ZM225 35V34H224ZM27 37H28V34L26 35ZM61 36V35H60ZM75 35H72V36H70V37H73V38H75L74 37ZM81 36V35H80ZM88 36V35H87ZM96 36V35H95ZM99 36V37H100ZM117 36V35H116ZM122 36V35H121ZM138 36V37H139ZM156 37H158L157 35H155ZM167 36V35H166ZM169 36H167L168 38H169ZM172 36V37H173ZM264 36V35H263ZM77 37V36H76ZM86 37V36H85ZM85 37H83V38H85ZM98 37V36H97ZM114 37V36H113ZM128 37H129V35H128ZM128 37H126V38H128ZM129 37V38H130ZM137 37V36H136ZM138 37H137V39H138ZM147 37H145V38H147ZM154 37V36H153ZM159 37H160V35H159ZM161 37H165V35H162ZM179 37V36H178ZM185 37V36H184ZM15 38V39H14ZM21 38V37H20ZM22 38H23V36H22ZM36 38V39H37ZM83 38H81V42L83 43V45H84V42H83ZM102 38L100 37V38H98L99 39V44H100V41L102 40ZM106 38V37H105ZM108 38V37H107ZM114 38H116V37H114ZM114 38H113V40H111V42L109 41V39H108V43L110 44V43H112V41L113 42H115L114 41ZM118 38V37H117ZM128 38V39H129ZM132 38V37H131ZM149 38V39H150ZM155 38V37H154ZM167 38V39H168ZM176 38H177V36H176ZM207 38V37H206ZM72 38H70V40H71ZM91 39H93V38H91ZM90 39V40H91ZM97 39V40H98ZM104 39V38H103ZM121 39V38H120ZM117 40V41H119V44H120V41L121 42H126V40L124 41V38H122L121 40ZM127 39V40H128ZM140 39V38H139ZM138 39V40H139ZM152 39V38H151ZM156 39H158V38H156ZM160 39V38H159ZM158 39V40H159ZM162 39V38H161ZM165 39V38H164ZM173 39H175L174 37H173ZM183 39V38H182ZM8 40V41H7ZM19 40V39H18ZM140 40V41H141ZM153 40V39H152ZM168 40H172V39H168ZM168 40H164V41H168ZM179 40H180V38H179ZM263 40V39H262ZM2 41V40H1ZM36 41H38V39L36 40ZM74 41L75 42H77L75 39H74ZM80 41V40H79ZM85 41H87L86 40V38H85ZM92 41V40H91ZM103 41V40H102ZM129 42H131V41H133V39L131 40H128ZM148 41V40H147ZM147 41H145V39H144V41L143 42H147ZM151 41V40H150ZM154 41V40H153ZM153 41H151L152 42V45H154L153 44ZM156 41V40H155ZM209 41H211V39L209 40ZM20 42V40L18 41V43ZM32 42V41H31ZM104 42H105V39H104ZM107 42V41H106ZM128 42V43H129ZM138 41H136L135 43H137ZM161 42V41H160ZM163 42V41H162ZM172 42V44H173V41H171ZM178 42H180V41H178ZM264 42V41H263ZM0 43H2V42H0ZM14 43H16V42H14ZM25 43H27V42H25ZM40 43H41V45H40ZM90 43H92V42H90ZM116 43V42H115ZM134 42H133V44H135ZM145 43H144V45H143V43L141 44V42H140V47H143L144 49L147 47V45H146V47H144L145 46ZM155 43V42H154ZM158 43V42H157ZM174 43H177V42H174ZM211 43V42H210ZM20 44V43H19ZM33 44L34 45H36V42L34 43V41H33ZM99 44H97V46L99 45ZM108 44V45H109ZM113 44V43H112ZM117 44V43H116ZM132 44V43H131ZM133 44H132V46H133ZM139 44V43H138ZM159 44V43H158ZM163 44V43H162ZM179 45H180V43H178ZM182 44V43H181ZM7 45V44H6ZM28 45H29V42H28ZM88 45V44H87ZM101 45H103V43H101ZM108 45H106V44H104V46H105V50H106V46H108ZM111 45V44H110ZM115 45V44H114ZM141 45H143V46H141ZM177 45V44H176ZM37 46V45H36ZM37 46V47H38ZM55 46H57V48L55 47ZM85 46H86V43H85ZM84 46V47H85ZM91 46L94 48V46L95 45H93V44H91ZM91 46L89 45V47H90V49H91ZM96 46V47H97ZM112 47H113V45H111ZM116 46V45H115ZM118 46V45H117ZM131 46V45H130ZM139 46V45H138ZM137 45H136V47H138ZM148 46L149 47H147V48H150V45H149V42H148ZM161 46H163V45H161ZM160 46V44L159 45H157V46H155V47H159V50L161 49V48H163L164 46H165V43H164V46L163 47H161ZM169 46H171V45H169ZM168 46V47H169ZM225 46V45H224ZM229 46V45H228ZM260 45H258V47H259ZM262 46V45H261ZM38 47V48H39ZM82 47V46H81ZM81 47H80V49H81ZM95 47V48H96ZM99 47V46H98ZM119 47H121V46H119ZM125 47V46H124ZM123 47V48H124ZM128 47V46H127ZM133 47H135V46H133ZM132 47V48H133ZM166 47H167V45H166ZM172 47H174V49H175V47H177V46H172ZM180 47V46H179ZM182 47H183V45H182ZM181 47V48H182ZM209 47H211V45L209 46ZM33 48V47H32ZM34 48H35V46H34ZM38 48H36V49H38ZM53 48L54 49H57V50H59V52H58V55L59 56H55L56 55V50H53ZM116 48H118V47H116ZM122 47L120 48V51L119 52H124L123 50H121V49H123ZM126 48V47H125ZM152 48H154V46L152 47ZM165 48V47H164ZM163 48V49H164ZM171 48V47H170ZM170 48H168L169 50H170ZM178 48V47H177ZM206 48H208V47H206ZM218 48V47H217ZM97 49H99V51L101 50V48H97ZM127 49H129V47L127 48ZM136 49L137 48H135V50H134V54L136 55L137 53H138V51H137V53H135L136 52ZM139 49H142V48H139ZM144 49H143V51H144ZM155 49V48H154ZM163 49H161L160 51L162 52V53H165V52H163ZM173 49V48H172ZM174 49H173V52L172 53H175L174 52ZM184 49V48H183ZM216 49V48H215ZM262 49H263V47H262ZM27 50V49H26ZM82 50V49H81ZM84 50H87V49H85L84 48ZM92 50V49H91ZM95 50L96 49H94V53H95ZM110 50H112V48H110ZM114 50H115V48H114ZM153 50V49H152ZM165 50V49H164ZM208 50V49H207ZM224 50V49H223ZM37 51V50H36ZM88 51V50H87ZM99 51H97V52H99ZM107 51H108V49H107ZM107 51H104L105 53L107 52ZM113 51V50H112ZM112 51H108V52H111L112 53ZM141 51V50H140ZM157 51V53H159V51H158V49L156 50ZM171 51V50H170ZM213 51V50H212ZM102 53H103V51H101ZM100 52V54H102ZM118 52V53H119ZM129 52V51H128ZM148 52V54H149V51H147ZM178 52H180L179 50H178ZM200 52V51H199ZM224 52V51H223ZM82 53V55H83V53L84 52H81ZM90 53V52H89ZM93 53V54H94ZM110 53V54H111ZM114 53H115V51H114ZM118 53H116V55L115 56H117L118 55ZM140 53H142V52H140ZM152 53V51L150 52V54ZM186 53H188L187 51H186ZM213 53V52H212ZM85 54V53H84ZM99 54V55H100ZM124 54H126V53H124ZM124 54H123V56H124ZM133 54V53H132ZM131 54V56H133ZM143 54V53H142ZM147 54V53H146ZM146 54H145V56H146ZM147 54V55H148ZM154 54H156V53H154ZM154 54H152V56L154 55ZM171 54V52H169V55ZM201 54V53H200ZM209 54V53H208ZM215 54V53H214ZM219 54H221V53H219ZM112 55V54H111ZM119 55H122V53L121 54H119ZM138 55V54H137ZM136 55V56H137ZM161 55V54H160ZM160 55H158L157 54V57L158 56H160ZM165 55V54H164ZM167 55H168V52H167ZM166 55V56H167ZM175 55H176V53H175ZM177 55H179V57L178 58H180V53L178 54L177 53ZM181 55H182V53H181ZM189 55V54H188ZM197 55V54H196ZM206 55V54H205ZM222 55V54H221ZM87 57H88V55H86ZM91 56H93V55H91ZM102 57L103 56H106V55H101ZM115 56H113L112 55V57L111 56H109V57H111L110 59L112 60V58L114 59L115 58ZM128 56V55H127ZM141 57H142V55H140ZM139 56V58L141 59V57ZM162 56V59L164 58L165 59V56L163 57V55H161ZM160 56V57H161ZM186 56V55H185ZM192 56V55H191ZM199 56H202V55H199ZM215 56V55H214ZM250 56V55H249ZM126 57V56H125ZM125 57L123 58V59H125ZM130 57V56H129ZM138 57V56H137ZM154 57V56H153ZM152 57V58H153ZM170 57V56H169ZM172 58H173V54H172V56H171ZM170 57V59H172ZM190 57V56H189ZM189 57H187L188 59H189ZM205 57V56H204ZM245 57V56H244ZM247 57V56H246ZM83 58H84V56H83ZM92 58V57H91ZM90 58V59H91ZM100 58V57H99ZM106 58V57H105ZM117 58H119V57H117ZM127 58V60H129L128 59V57H126ZM134 58H135V56H134ZM151 58V59H152ZM155 58H156V56H155ZM167 59H169L168 57H166ZM194 58H196V56L194 57ZM207 58V57H206ZM240 58V57H239ZM261 58V57H260ZM89 59V60H90ZM98 59V58H97ZM102 59V58H101ZM100 59V60H101ZM110 59H108L110 62H113V61H111ZM120 59V58H119ZM123 59L121 60V61H123ZM147 59V58H146ZM146 59H145V61H146ZM154 59V58H153ZM152 59V60H153ZM173 59H175L176 60V58H173ZM184 59V58H183ZM192 60H193V58H191ZM203 59V58H202ZM201 59V60H202ZM56 60H59L58 62H56ZM87 60V61H86ZM107 60V61H108ZM126 60V59H125ZM142 60V62H143V60L144 59H141ZM149 60V59H148ZM180 60V59H179ZM197 60V59H196ZM199 60V59H198ZM197 60V62H200V61H198ZM207 60H209V59H207ZM206 60V61H207ZM264 59H262V61H263ZM93 61H95V60H93ZM117 61V60H116ZM129 61H132L131 59L129 60ZM127 62V63H129L130 64V62ZM135 61H138V59H135ZM134 61V59H133V62H135ZM151 61V60H150ZM150 61H149V63H150ZM158 61V60H157ZM164 61V60H163ZM170 61V60H169ZM183 61V60H182ZM186 61H188V60H186ZM203 61V60H202ZM205 61V60H204ZM205 61V63H207ZM210 61V60H209ZM212 61V60H211ZM214 61V60H213ZM259 61V60H258ZM91 62H92V59H91V61L89 62L90 64H91ZM100 62V61H99ZM110 62H108V63H110ZM142 62H135L136 63V65H137V63L138 64H141L140 66H142ZM159 62V61H158ZM157 62V63H158ZM162 62V61H161ZM166 62H168L167 60L165 61V64H166ZM62 63L64 64V65H62ZM94 63H96V62H93V64ZM104 63H105V60H104ZM114 64H115V62H113ZM112 63V64H113ZM121 63V62H120ZM123 63H124V61H123ZM132 63V62H131ZM146 63L148 64V62L146 61ZM152 63V62H151ZM188 63V62H187ZM192 63H194V62H192ZM192 63H190L189 62V64L191 65ZM200 63H202V62H200ZM209 63H211V62H209ZM260 63V62H259ZM126 64V63H125ZM128 64V65H129ZM169 64V63H168ZM168 64H166V65H168ZM170 64H171V62H170ZM182 64V63H181ZM184 64V63H183ZM196 64H198V63H196ZM203 64V63H202ZM96 65H98V64H96ZM111 65V64H110ZM118 65V64H117ZM151 65V64H150ZM150 65H148V67L147 66H145V67H147V68H149V66ZM155 65V63L152 65V68L151 69H153V66ZM157 65V64H156ZM163 65V64H162ZM162 65H160V64H158V66L159 67H161ZM193 65V64H192ZM210 65V64H209ZM257 65V64H256ZM93 66V65H92ZM103 66V65H102ZM105 67H106V64L104 65ZM107 66H108V64H107ZM119 66H120V64H119ZM132 66H135V65H132ZM132 66H130V67H132ZM143 66V67H144ZM157 66V67H158ZM165 66V65H164ZM163 66V67H164ZM171 66V65H170ZM174 66V65H173ZM172 66V67H173ZM177 66V65H176ZM185 66V65H184ZM198 66H201V65H198ZM204 66V65H203ZM213 66V65H212ZM215 66V65H214ZM261 66V69H262V65H260ZM264 66V65H263ZM99 67H100V64H99ZM105 67H104V69H105ZM108 67H111V66H108ZM115 67V66H114ZM117 67V66H116ZM115 67V68H116ZM139 67V66H138ZM155 67V66H154ZM169 67V66H168ZM178 67V66H177ZM197 67V66H196ZM101 68V67H100ZM120 68L122 69V64H121V66H120ZM147 68H145V71L147 70ZM149 68V69H150ZM167 68V67H166ZM184 68V67H183ZM102 69V68H101ZM112 69H113V65H112ZM125 69H126V67H125ZM132 69V68H131ZM139 69V68H138ZM160 69V68H159ZM162 69H164V68H162ZM171 69V68H170ZM175 69H176V67H175ZM175 69H173V70H175ZM181 69V70H180ZM179 70L180 71H184V69H182V67L180 68ZM257 69V68H256ZM256 69H255V75H256ZM107 70V69H106ZM116 70H118V69H116ZM123 70V69H122ZM121 70V71H122ZM128 70V69H127ZM126 70V71H127ZM133 70H135V68L133 69ZM141 70V69H140ZM169 70V69H168ZM186 70V69H185ZM187 70H189V69H187ZM192 70V69H191ZM201 70V69H200ZM203 70V69H202ZM210 70V69H209ZM258 70V73H259V69H257ZM111 71V70H110ZM113 71V70H112ZM114 71H115V69H114ZM113 71V72H114ZM120 71V72H121ZM131 70H128V72H126L128 75H129V72H130ZM136 71V70H135ZM142 71V70H141ZM148 71V70H147ZM153 71V70H152ZM152 71H150V72H152ZM158 71V70H157ZM156 71V69L154 70V72L153 73H155V72H157ZM162 71V70H161ZM176 71V73L177 74H179L178 72H177V70H175ZM190 71V70H189ZM195 70H193V72H194ZM214 71V70H213ZM107 72H109V71H107ZM117 72V71H116ZM119 72V73H120ZM139 71H137V73H138ZM200 72V71H199ZM198 72V73H199ZM111 73V72H110ZM115 73V72H114ZM113 73V74H114ZM119 73H118V76H120L119 75ZM123 73H125V70H124V72ZM132 73V79H133V75H135V74H133V72H131ZM135 73V72H134ZM141 73V72H140ZM139 73V74H140ZM149 73V72H148ZM148 73H145L144 72V74H148ZM165 73V72H164ZM166 73H170V71H168V72H166ZM165 73V74H166ZM185 73V72H184ZM211 73V72H210ZM233 73V72H232ZM247 73V72H246ZM109 74V73H108ZM116 74V73H115ZM115 74H114V76H115ZM139 74H137V76L139 75ZM157 74H159V73H157ZM186 74H188V73H186ZM189 74H190V72H189ZM194 74V73H193ZM193 74H191V75H193ZM110 75V74H109ZM117 75V74H116ZM124 75V74H123ZM131 75V74H130ZM142 74H140V76H141ZM173 75H174V72H173ZM176 75V74H175ZM174 75V80H179L176 76ZM179 75H181V73L179 74ZM178 75V76H179ZM258 75V74H257ZM263 74H261V76H262ZM113 76V75H112ZM117 76V77H118ZM172 76V75H171ZM184 76H186L185 74L183 75V78H184ZM207 76V75H206ZM248 76V75H247ZM121 77H122V79H123V76L121 75ZM121 77H120V79H121ZM124 77H126L125 75H124ZM147 77L149 78V75H147ZM155 76H153V78H154ZM156 77H157V75H156ZM156 77H155V79H156ZM160 76H158V78H159ZM162 77V76H161ZM160 77V78H161ZM164 77H165V79L166 78H168V77H170V75H167V77L164 75ZM175 77H176V79H175ZM189 77V76H188ZM106 78H109V77H107L106 76ZM112 78V77H111ZM111 78L109 79V80H111ZM114 78V77H113ZM137 78V77H136ZM145 78V77H144ZM148 78L146 79V80H148ZM150 78H151V76H150ZM159 78V79H160ZM179 78H180V76H179ZM246 78V77H245ZM255 78V77H254ZM257 78H259V77H257ZM105 79V78H104ZM128 79V78H127ZM126 79V80H127ZM131 78L130 79H128V80H132ZM134 79H135V77H134ZM142 78H140V80H141ZM154 79V80H155ZM159 79H158V82L160 83V81H159ZM165 79H163L162 78V81L163 80H165ZM168 79H170L171 80V78H168ZM168 79H167V81H168ZM200 79V78H199ZM261 79H262V77H261ZM264 79V78H263ZM119 79H117V81H118ZM161 80V79H160ZM186 80V79H185ZM194 80V79H193ZM248 80V79H247ZM102 81H103V79H102ZM106 81H108V80H106ZM120 81V80H119ZM134 81V80H133ZM133 81L131 82V81H129V82H131V83H133ZM136 81V80H135ZM142 81V80H141ZM156 81H157V79H156ZM166 81V80H165ZM187 81H189V80H186V82ZM246 81V80H245ZM126 82H128V81H126ZM137 82V81H136ZM152 82H154L153 81V79H152ZM151 82V83H152ZM157 82V83H158ZM179 82H181V81H179ZM185 82V81H184ZM203 82V81H202ZM251 82V81H250ZM263 82V81H262ZM103 83V82H102ZM105 83V82H104ZM108 83V82H107ZM110 83H111V81H110ZM109 83V84H110ZM115 83V80H114V82H113V84ZM119 83V82H118ZM118 83L116 84V85H118ZM131 83H129V84H131ZM140 83V82H139ZM138 83V84H139ZM142 83H143V81H142ZM163 83L164 82H162L161 84V87L163 86ZM168 83H169V81H168ZM188 83V82H187ZM197 83V82H196ZM137 84V85H138ZM141 84V83H140ZM148 84H149V81H148ZM154 84H155V82H154ZM176 84V82L174 83V85ZM185 84V83H184ZM105 85H108V84H105ZM115 84L111 87L112 89L113 88H116L115 86H116ZM119 85H120V83H119ZM121 85H123L122 83H121ZM136 86V84H132V85H130V86ZM142 85V84H141ZM145 85H146V82H145ZM152 85V84H151ZM157 86H159L158 84H156ZM164 85H165V83H164ZM173 85V84H172ZM173 85V86H174ZM179 84L177 83V87H179V88H182V86L180 87V86H178ZM183 85V84H182ZM187 84H185V86H186ZM202 85V84H201ZM257 85V84H256ZM129 85L127 86V87H130ZM134 86V87H135ZM149 86V85H148ZM167 86V85H166ZM188 86V85H187ZM193 86V85H192ZM199 86H200V84H199ZM127 87H126V89H127ZM137 87H140V85H138ZM142 87V86H141ZM146 87V86H145ZM144 87V88H145ZM161 87H160V89H161ZM171 87V86H170ZM189 87H191V86H189ZM201 87V86H200ZM203 87H204V85H203ZM174 88V87H173ZM178 88V89H179ZM183 88H184V86H183ZM182 88V89H183ZM187 89V91H189L188 90V87H186ZM195 88V87H194ZM206 87H204V89H205ZM254 88H255V86H254ZM69 89H71L72 90V92H70V90ZM117 89H119L118 87H117ZM129 89V88H128ZM147 89H149V88H147ZM157 89H158V87H157ZM159 89V90H160ZM245 89V88H244ZM107 90V89H106ZM110 90V89H109ZM108 90V91H109ZM115 90V89H114ZM122 90V89H121ZM121 90H118V91H121ZM140 90H141V88H140ZM144 90V92L143 93H145V89H143ZM143 90H141V91H143ZM152 90V89H151ZM163 90V89H162ZM115 91H117V90H115ZM131 91V90H130ZM136 91V90H135ZM154 91V90H153ZM178 91V90H177ZM176 91V92H177ZM183 91H184V89H183ZM182 91V92H183ZM187 91H184V93L185 92H187ZM103 92V91H102ZM111 92H113L112 90H111ZM128 92V91H127ZM175 92V93H176ZM181 92V89H180V91H178L176 94H178V98H179V95L180 94H182V96L184 95V93H180ZM108 93H110V92H107V96L105 95V96H103V97H106V101H107V103H108V101H109V95L110 94H108ZM115 93V92H114ZM114 93H111V94H114ZM118 93V92H117ZM124 92H122V94H123ZM126 93V92H125ZM124 93V94H125ZM135 94H137V92H134ZM149 93V92H148ZM174 93V94H175ZM188 93V92H187ZM206 93V92H205ZM245 93H248V92H245ZM100 94V93H99ZM116 94V93H115ZM120 92H119V95H122ZM162 94V93H161ZM172 94V93H171ZM173 94V96H171V97H174L175 95ZM250 94V93H249ZM117 95V94H116ZM138 95H139V93H138ZM210 95V94H209ZM113 96V95H112ZM123 96V95H122ZM125 96V95H124ZM130 95H128L127 97H129ZM140 96V95H139ZM144 96V95H143ZM181 96V95H180ZM181 96V97H182ZM193 96V95H192ZM203 96V95H202ZM108 97V98H107ZM111 97V96H110ZM114 97H115V95H114ZM126 97V96H125ZM124 97V98H125ZM136 97V96H135ZM148 97H149V95H148ZM153 97V96H152ZM171 97L169 98V99H171ZM176 98H177V96H175ZM195 97H197V96H195ZM113 98V97H112ZM118 98H119V96H118ZM122 98V97H121ZM140 98V97H139ZM139 98H138V100H139ZM175 98V99H176ZM184 98V97H183ZM95 99H97V97L95 98ZM114 99V98H113ZM149 99V98H148ZM151 100H152V98H150ZM182 99V98H181ZM186 99V98H185ZM185 99H183V100H185ZM205 99V98H204ZM209 99V98H208ZM23 100H26V102H23ZM31 100H30V103H31ZM99 100H100V98H99ZM98 99H97V101H99ZM116 100H118V99H116ZM121 100V99H120ZM119 100V101H120ZM128 100V99H127ZM162 100V99H161ZM161 100H159L160 102H162ZM166 100H167V98H166ZM179 100V99H178ZM197 100V99H196ZM207 100V99H206ZM32 101H35V100H32ZM34 102V103H37V104H39L38 102ZM96 101V100H95ZM94 101V102H95ZM140 101V100H139ZM164 101V100H163ZM168 101V100H167ZM174 101V100H173ZM175 101H177V100H175ZM181 101V100H180ZM180 101H178V103L180 102ZM198 101V100H197ZM200 101V100H199ZM116 102H118V101H116ZM115 101L113 102H110V104L111 103H116ZM33 103V104H34ZM106 103V104H107ZM123 103V102H122ZM128 103V102H127ZM164 103V102H163ZM168 102H165L164 104H162V105H165L166 106V104H167ZM172 103V102H171ZM188 103V102H187ZM32 104V105H33ZM103 104V103H102ZM121 104V103H120ZM156 104H158V101H157V103ZM169 104H170V102H169ZM31 105V106H32ZM35 105V104H34ZM89 105V106H88ZM113 105V104H112ZM112 105H110V106H108V107H111ZM116 105V104H115ZM121 105H123V104H121ZM125 105V104H124ZM172 105H174V102H173V104ZM179 105V104H178ZM182 105V104H181ZM188 105V104H187ZM189 105H190V103H189ZM39 106V105H38ZM41 106V105H40ZM40 106H39V108H40ZM104 106V105H103ZM132 106V105H131ZM152 106H153V104H152ZM156 106H158V105H156ZM160 106V105H159ZM158 106V108H159V110L160 111H162L161 109L163 108V106H162V108L160 109V107ZM170 106V108H173L171 105H169ZM27 107V108H26ZM30 107V106H29ZM95 107V106H94ZM123 107V106H122ZM121 107V108H122ZM130 107V106H129ZM137 107V106H136ZM188 107V106H187ZM33 108H34V106H33ZM35 108H37V106L35 107ZM35 108H34V110H35ZM47 108V107H46ZM86 108V107H85ZM86 108V109H87ZM96 108V107H95ZM104 108H107V107H104ZM104 108H102V109H104ZM117 108H118V106H117ZM121 108L119 109V110H121ZM126 108V107H125ZM151 108V107H150ZM154 108H155V105H154ZM167 108V107H166ZM189 108H190V106H189ZM51 109V110H52ZM84 109V108H83ZM89 109H91L92 110V108H88V110ZM111 109V108H110ZM149 109V108H148ZM156 110H157V108H155ZM164 109V108H163ZM174 109V108H173ZM172 109V110H173ZM177 110H178V108H176ZM20 110H22L23 112H20ZM29 111H30V109H28ZM33 110V111H34ZM41 110V109H40ZM39 110V111H40ZM87 110V111H88ZM108 110V109H107ZM146 110V109H145ZM152 110H153V108H152ZM169 110V107H168V109H167V111ZM171 109H170V111H172ZM78 111H80V110H78ZM81 111H82V109H81ZM128 111H129V109H128ZM127 111V112H128ZM151 111V110H150ZM154 112H153V116H154V114H155V110H153ZM158 111V110H157ZM160 111L158 112V114L159 115H163V112H161V114H160ZM168 112V116L170 117L172 114H173V112H174V110H173V112H172V114H171V112ZM178 111H180V110H178ZM184 111V110H183ZM182 111V112H183ZM190 111V110H189ZM32 112V111H31ZM34 112H36V111H34ZM34 112H33V114H32V116L34 115ZM38 112V111H37ZM50 112V113H49ZM89 112V111H88ZM119 112V111H118ZM127 112H124V115L127 113ZM138 112V111H137ZM146 112V111H145ZM166 112V111H165ZM27 114H28V111H27ZM129 114H130V111H129ZM135 114H136V112H135ZM134 114V112H133V115H135ZM146 114H148V112H146ZM149 114H150V112H149ZM151 114H152V112H151ZM158 114H157V116H158ZM171 114V115H170ZM176 114H177V111H176ZM184 114H185V112H184ZM192 114H193V112H192ZM198 114H199V112H198ZM25 115H26V112H25ZM36 115V114H35ZM132 114H131V116L133 117V120H132V122L134 121V116H133ZM138 115V114H137ZM140 115V114H139ZM175 115V114H174ZM178 115V114H177ZM186 115V114H185ZM191 115V114H190ZM23 116V115H22ZM37 117L34 119V121L32 120V121H28L27 119H26V122H24L25 120H24V117L23 118H20L19 120H21L20 122H22L23 121V124L25 123V126L23 127V128H26V126H28V127H34V125H36V127H40L41 126V123L39 122V119L40 118H42V117H40L39 115H36ZM63 116H62V118H63ZM136 116V115H135ZM141 116V115H140ZM145 116V115H144ZM147 116V115H146ZM166 117V116H164V118L166 117V118H169V117ZM187 116V115H186ZM185 116V117H186ZM193 116V115H192ZM196 116V115H195ZM17 117V118H16ZM35 117V116H34ZM44 117V118H45ZM121 117H125V116H123L122 114H121ZM128 117V116H127ZM130 117V116H129ZM142 117V116H141ZM160 117V116H159ZM184 117V116H183ZM197 117H198V115H197ZM44 118H42V119H44ZM72 118H71V122H72ZM116 118V117H115ZM146 117H142V118H140V119H143V120H145V122H146V119H145ZM179 118V117H178ZM13 119V120H14ZM61 119V118H60ZM74 119H76V118H74ZM81 119V118H80ZM131 119V118H130ZM161 119V118H160ZM177 119V116L175 115V116H171V118H169V120L171 121V122H175V121H177L176 120ZM183 119V118H182ZM197 119V118H196ZM18 120V119H17ZM117 120V119H116ZM135 120H137V119H135ZM143 120H142V122H143ZM150 120V119H149ZM154 120V119H153ZM153 120H151L152 122H153ZM157 120V119H156ZM166 121H168L167 119H165ZM173 120V121H172ZM43 121V120H42ZM41 121V122H42ZM61 121V120H60ZM66 121H67V119H66ZM150 121V122H151ZM161 121H163V120H161ZM183 121V120H182ZM182 121H180L182 124H183V122ZM195 121H197V120H195ZM200 121V120H199ZM198 121V122H199ZM10 122H11V120H10ZM19 122V121H18ZM19 122V123H20ZM44 122V121H43ZM53 122H54V120H53ZM52 122V123H53ZM59 122V121H58ZM58 122H56V124H58ZM123 122V121H122ZM141 122V123H142ZM164 122V121H163ZM186 122V121H185ZM74 123H76V122H74ZM113 123V122H112ZM131 123V122H130ZM138 123H140V121L138 122ZM157 123H158V121H157ZM169 123V122H168ZM188 122H186V124H187ZM189 123H191V122H189ZM196 123V122H195ZM17 124V123H16ZM66 125H67V122L65 123ZM71 124V123H70ZM69 124V125H70ZM73 124V123H72ZM126 124H127V122H126ZM125 124V125H126ZM144 124V123H143ZM142 124V125H143ZM151 124V123H150ZM150 124H149V126H150ZM154 124H155V122H154ZM167 124V123H166ZM173 124V123H172ZM12 125V124H11ZM19 125H21V124H19ZM49 125H50V123H49ZM74 125V124H73ZM73 125H71V126H73ZM129 125V124H128ZM134 125V124H133ZM133 125H132V127H133ZM153 125V124H152ZM174 125H175V123H174ZM174 125H173V127H174ZM183 125H185V124H183ZM10 126V125H9ZM16 126V125H15ZM14 126V127H15ZM53 126V125H52ZM70 126V127H71ZM136 126V125H135ZM138 126H140V125H138ZM138 126H136V127H138ZM144 126H145V124H144ZM158 126V125H157ZM170 126V125H169ZM190 126V125H189ZM195 126V125H194ZM27 127V128H28ZM44 127H45V125H44ZM53 127H55V126H53ZM147 127H148V125H147ZM151 127V126H150ZM149 127V129L147 128V132L152 128H150ZM154 127H156V126H154ZM159 127V126H158ZM183 127V126H182ZM181 127V128H182ZM185 128H186V126H184ZM13 128V127H12ZM16 128V127H15ZM14 128V129H15ZM56 128V127H55ZM74 128V127H73ZM116 128V127H115ZM131 128V127H130ZM139 128H141V127H139ZM146 128V127H145ZM145 128H144V130H145ZM160 128V127H159ZM225 128V127H224ZM10 129V128H9ZM18 129V128H17ZM49 129V128H48ZM47 129V130H48ZM61 128L59 127V130H60ZM153 129V128H152ZM156 129L157 130H159L157 127H156ZM156 129L154 128L153 130H155L156 131ZM13 130V129H12ZM19 130V129H18ZM18 130H16L17 131V133H18ZM22 130V129H21ZM21 130H19V135L21 134V135H23V133H20V131ZM25 130V129H24ZM28 129H26V133L28 132V131H30L31 130V128L27 131ZM52 130V129H51ZM63 131H64V129H62ZM72 130V129H71ZM162 129H160L159 130V132L161 131ZM166 130V129H165ZM179 130V129H178ZM185 130V129H184ZM33 131H34V129H33ZM62 131V132H63ZM187 131V130H186ZM10 132V131H9ZM8 132V133H9ZM12 132V131H11ZM22 132H23V130H22ZM40 132H41V130H40ZM46 132V131H45ZM49 132V131H48ZM51 132V131H50ZM59 132V131H58ZM57 132V133H58ZM70 132V131H69ZM68 132V133H69ZM169 132V131H168ZM33 133V132H32ZM32 133H29V134H32ZM37 133V136L39 135V133L38 132H36ZM51 133H53V131L51 132ZM60 133V132H59ZM71 133V132H70ZM149 133V132H148ZM151 133H154V132H151ZM160 133H163L164 134V131L162 130ZM160 133H157L156 132V134H157V139H158V134H160ZM166 133V132H165ZM46 134H48L47 132H46ZM45 134V135H46ZM64 134H66V133H64ZM64 134H63V136H64ZM140 134V133H139ZM142 134V133H141ZM155 134V135H156ZM183 134V133H182ZM184 134H185V132H184ZM13 135V134H12ZM49 135V134H48ZM55 135H57V134H55ZM68 135V134H67ZM81 135V134H80ZM147 135V134H146ZM168 135H170V134H168ZM5 136V137H4ZM15 136H16V134H15ZM25 136H27L26 134H25ZM24 136V137H25ZM35 136H36V134H35ZM51 136H53L54 137V135H51ZM62 136V135H61ZM71 136V135H70ZM69 136V137H70ZM82 136H84L85 137V141L87 142L88 141V143H89V141H90V139L91 138H89V140L87 139L86 140V135H81V137ZM145 136V135H144ZM182 136H185V135H182ZM187 136V135H186ZM13 137V136H12ZM11 137V138H12ZM23 137V138H24ZM38 137H40V135L38 136ZM57 137H58V135H57ZM57 137H55V139L57 138ZM130 137H132V136H130ZM134 137V136H133ZM132 137V139H134ZM138 137V136H137ZM143 137V136H142ZM161 137H162V135H161ZM30 138H32V135L30 136ZM35 138V137H34ZM34 138H32L33 139V141H32V143L34 142V140L36 141V138L34 139ZM44 138H47L46 136H44ZM49 138H50V136H49ZM59 139H61L60 137H58ZM58 138H57V140H58ZM71 138V137H70ZM147 138V137H146ZM159 138H160V136H159ZM185 138V137H184ZM16 139V138H15ZM18 139V138H17ZM26 139H27V137H26ZM25 139V141H27ZM43 139V138H42ZM53 139V138H52ZM81 139H83V140H81L80 142H81V144H82V141H84V138H81ZM105 139V138H104ZM130 139V138H129ZM140 139H141V137H140ZM144 139V138H143ZM143 139H141V140H143ZM148 139H149V137H148ZM150 139H152V138H150ZM19 140V139H18ZM30 140V139H29ZM49 139H47V141L46 142H48L49 143V141H48ZM50 140H51V138H50ZM131 140V139H130ZM129 140V141H130ZM147 140V139H146ZM163 139H161V141H162ZM189 140V139H188ZM13 141H14V139H13ZM42 140H40V142H41ZM44 141H45V139H44ZM59 142H60V140H58ZM63 141V140H62ZM75 141H77V140H75ZM91 141H92V139H91ZM159 141V140H158ZM160 141V142H161ZM191 141V140H190ZM37 142V141H36ZM40 142H38L37 144H39ZM53 142V141H52ZM56 142V141H55ZM85 142V143H86ZM94 142V141H93ZM101 142V141H100ZM106 142V141H105ZM132 142V141H131ZM146 142V141H145ZM156 142V141H155ZM160 142H156L155 144H158V143H160ZM32 143H30V144H32ZM51 143V142H50ZM49 143V144H50ZM61 143V142H60ZM59 143V144H60ZM73 143H74V141H73ZM76 143H78V142H76ZM96 143V142H95ZM127 143V142H126ZM136 143V142H135ZM161 143H163V142H161ZM188 143V142H187ZM16 145H17V143H15ZM15 144H13V145H15ZM24 144V145H23ZM22 145L23 146H25L26 144H27V142L26 143H23ZM36 144V143H35ZM47 144V143H46ZM56 144V143H55ZM58 144V143H57ZM56 144V145H57ZM64 144V143H63ZM62 144V145H63ZM66 144H67V141H66V143H65V146H66ZM84 144V143H83ZM82 144V145H83ZM90 144V143H89ZM102 144H103V142H102ZM105 144V143H104ZM128 144H129V142H128ZM142 144V143H141ZM257 144H259V143H257ZM41 145V144H40ZM43 145V144H42ZM45 145V144H44ZM43 145V146H44ZM61 145V146H62ZM75 146H76V144H74ZM86 145V144H85ZM91 145V144H90ZM95 145V144H94ZM98 145V144H97ZM159 145V144H158ZM22 146V147H23ZM31 146H33V145H31ZM31 146H30V149H31ZM47 146V145H46ZM53 146H54V144H53ZM53 146H51V147H53ZM130 146V145H129ZM133 146V145H132ZM144 146V145H143ZM151 146V145H150ZM161 146V145H160ZM12 147V146H11ZM10 147V148H11ZM22 147L20 146V148L22 149ZM56 147V146H55ZM59 146H57V149L55 148V150L58 152L60 149L58 148ZM63 147V146H62ZM79 147H81L80 145L77 147V149L79 150ZM88 147V146H87ZM98 147V146H97ZM102 147L103 146H101V148L100 147H98V148H100V150H102ZM154 147H155V145H154ZM5 149H6V146L4 147ZM20 148H19V150H20ZM26 148V147H25ZM33 148V147H32ZM66 148V147H65ZM84 148H85V146H84ZM146 148H147V146H146ZM159 148V147H158ZM163 148V147H162ZM161 148V149H162ZM165 148H166V146H165ZM24 149V148H23ZM27 149V148H26ZM29 149V148H28ZM41 149V148H40ZM82 149V148H81ZM85 149H87L88 150V154H90V156L92 155V153H91V151L89 150L90 148H85ZM155 149H157L156 147H155ZM3 150V149H2ZM32 150H34V149H32ZM31 150V151H32ZM54 149H53V151H55ZM77 150V151H78ZM108 150H110V149H108ZM220 150H223L224 151V149H220ZM12 151V150H11ZM15 151H17V153L18 152H20V151H18V150H13V153L15 154L14 156H17L18 155V157H20L19 156V154H17V153H15ZM25 151V150H24ZM27 151H29V150H27ZM52 151V150H51ZM61 151H63V149L61 150ZM61 151H59L60 153H61ZM80 151V150H79ZM89 151H90V153H89ZM98 152H99V150H97ZM107 151V150H106ZM113 151V150H112ZM173 151V150H172ZM222 151V152H223ZM26 152V151H25ZM30 152V151H29ZM35 152H38V151H35ZM46 152V151H45ZM44 152V153H45ZM81 152H82V150H81ZM98 152H96V153H98ZM101 152H103V151H101ZM109 152V151H108ZM110 152H111V150H110ZM115 152H117V150L115 151ZM130 152H133L132 150L130 151ZM140 152V151H139ZM197 152V151H196ZM2 153V152H1ZM4 153H5V151H4ZM6 153H8V152H6ZM6 153H5V155H6ZM59 153V154H60ZM65 153V152H64ZM79 153V152H78ZM193 153V152H192ZM195 153V152H194ZM209 153V152H208ZM221 153V152H220ZM9 154V153H8ZM17 154V155H16ZM23 153H21V155H22ZM25 154V153H24ZM23 154V155H24ZM29 153H27L26 155H28ZM63 154V153H62ZM77 154V153H76ZM76 154H74V155H76ZM112 154V153H111ZM213 154V153H212ZM212 154H210L209 153V155L210 156H214L215 155V153L212 155ZM4 155V156H5ZM10 155H11V153H10ZM10 155H9V157H10ZM26 155H24V157H26ZM34 155H36V154H34ZM55 155V154H54ZM64 155V154H63ZM67 154H65V156H66ZM71 155H73V154H71ZM71 155H70V157H71ZM117 155H118V153H117ZM128 155H131L130 153L128 154ZM157 155V154H156ZM187 155V154H186ZM203 155V154H202ZM202 155H201V157H202ZM76 156H78V155H76ZM76 156H74L73 158L75 159L76 158ZM158 156H160L159 154H158ZM161 156H162V154H161ZM173 156V155H172ZM183 156V155H182ZM57 157V156H56ZM70 157H68L70 160L72 159V158H70ZM79 157V156H78ZM191 157L193 158L192 160L194 161V157L191 155L190 157H189V159H191ZM204 157V156H203ZM205 157H207V155H205ZM215 157V156H214ZM14 158H16V157H14ZM21 158H22V156H21ZM21 158H19V159H21ZM62 158V157H61ZM65 158H67V157H65ZM183 158V157H182ZM196 158V157H195ZM211 158V157H210ZM7 159V158H6ZM6 159L4 160V161H6ZM10 159H11V157H10ZM64 159V158H63ZM62 159V160H63ZM103 159H105V158H103ZM102 159V160H103ZM143 159V158H142ZM168 159V158H167ZM188 159V161H190ZM199 159V158H198ZM205 159V158H204ZM206 159H208V158H206ZM214 159H217L216 157L214 158ZM3 160V159H2ZM22 160V159H21ZM25 160V159H24ZM64 160H68V159H64ZM93 160V159H92ZM164 160V159H163ZM183 159H181V161H182ZM191 160V161H192ZM197 160V159H196ZM209 160V159H208ZM52 161V160H51ZM65 161V162H66ZM76 161V160H75ZM106 161H108V160H106ZM113 161H114V159H113ZM165 161H167V160H165ZM185 161H186V156H185ZM184 161V162H185ZM203 161V160H202ZM220 161V160H219ZM222 161V160H221ZM38 162V161H37ZM56 162V161H55ZM69 162V161H68ZM72 162H73V160H72ZM72 162H71V164H72ZM77 162V161H76ZM159 162H160V158H159ZM167 162H170V160H168ZM184 162L182 161V163L184 164ZM195 162V161H194ZM198 162V161H197ZM205 162V161H204ZM207 162H209V161H207ZM217 162H218V159H217ZM223 162V161H222ZM104 163H105V160H104ZM112 163V162H111ZM178 163H180V162H178ZM181 163V164H182ZM199 163V162H198ZM225 163V162H224ZM24 164V163H23ZM32 164V163H31ZM34 164V163H33ZM39 164H42V163H39ZM63 164H64V161H63ZM71 164H69V163H67L66 165L67 166H69V165H71ZM76 164V163H75ZM74 164V165H75ZM107 164V163H106ZM182 164V165H183ZM201 164V163H200ZM199 164V165H200ZM226 164V163H225ZM230 164V163H229ZM229 164H228V167H227V169H229V167L231 168V166H229ZM34 165H37L38 166V163L36 164V162H35V164ZM157 165V164H156ZM162 165V164H161ZM161 165H159V166H161ZM168 165V164H167ZM187 165V164H186ZM190 165V164H189ZM203 165V164H202ZM209 165V164H208ZM207 165V166H208ZM227 165V164H226ZM226 165H224V166H226ZM232 165H233V163H232ZM28 166V165H27ZM33 166V165H32ZM31 166V167H32ZM99 166H100V168L102 167L101 166V162L99 163ZM109 166V165H108ZM184 166H185V164H184ZM191 166V165H190ZM224 166L222 167V169L224 168ZM24 167V166H23ZM73 167V166H72ZM96 165H95V170H96ZM150 167V166H149ZM148 167V168H149ZM153 167H155V166H153ZM29 168H30V166H29ZM29 168L27 169V170H29ZM99 168V169H100ZM139 168V167H138ZM141 168H143V167H141ZM190 168V167H189ZM188 168V169H189ZM196 168V167H195ZM226 168V167H225ZM225 168H224V170H225ZM8 169H10V168H8ZM25 169V170H26ZM30 169H32V168H30ZM73 169V168H72ZM71 169V170H72ZM104 169V168H103ZM140 169V168H139ZM153 169H156V168H153ZM153 169H150V170H152V172L154 171ZM182 169V168H181ZM218 169V168H217ZM87 170V169H86ZM143 170V169H142ZM224 170H222V171H224ZM9 170H7V171H4L3 173H5V172H8ZM32 171H37L36 169L34 170H32ZM41 171H42V169H41ZM68 171V170H67ZM93 171V170H92ZM92 171H91V174H92ZM144 171V170H143ZM188 171H190V170H188ZM221 171V170H220ZM226 171V170H225ZM24 172V171H23ZM30 172V171H29ZM29 172H27V176L29 175ZM89 172V171H88ZM94 172V171H93ZM149 172V171H148ZM168 172V171H167ZM195 172V171H194ZM9 173H11V170L9 171ZM16 173H17V171H16ZM16 173H13V174H16ZM26 172H24V174H25ZM35 173H37V172H35ZM83 173V172H82ZM81 173V174H82ZM188 173V172H187ZM196 173V172H195ZM21 174V173H20ZM23 174V177L22 178H24V176H26V175H24ZM38 174V173H37ZM42 174V173H41ZM60 174V173H59ZM84 174V173H83ZM86 174V173H85ZM89 174V173H88ZM94 174V173H93ZM105 174H106V172H105ZM151 174V173H150ZM226 174V173H225ZM3 175V174H2ZM5 175H7V174H5ZM22 175V174H21ZM32 175V177H33V175H35L36 176V174H31ZM50 175V174H49ZM147 175H148V173H147ZM152 175V174H151ZM163 175H166V173H164ZM163 175H162V177H163ZM189 175H191V173L189 174ZM196 175H197V173H196ZM199 175V174H198ZM1 176V175H0ZM7 176H10L9 174L7 175ZM12 176V175H11ZM18 176V175H17ZM46 176V175H45ZM89 176H91V175H89ZM94 176V175H93ZM108 176H109V174H108ZM121 176V175H120ZM140 176V175H139ZM168 176H170V175H168ZM173 176V175H172ZM192 176H193V174H192ZM15 177V176H14ZM14 177H11V178H14ZM19 177H21V176H19ZM18 177V178H19ZM31 177V176H30ZM38 177V176H37ZM41 178H42V176H40ZM48 177V176H47ZM49 177H51V176H49ZM82 177V176H81ZM80 177V178H81ZM83 177H84V175H83ZM111 177V176H110ZM142 177V176H141ZM140 177V178H141ZM145 177H146V175H145ZM152 177V176H151ZM174 177V176H173ZM179 177V176H178ZM197 178H199L198 176H196ZM202 177V176H201ZM2 178H3V176H2ZM5 178V177H4ZM11 178H9V179H11ZM18 178H16V180L18 179ZM29 178V177H28ZM36 178V177H35ZM40 178V179H41ZM55 178V177H54ZM85 178H87L86 176H85ZM84 178V179H85ZM94 178H96L95 176H94ZM93 178V179H94ZM166 178V177H165ZM169 178L170 177H167L166 179L167 180H169ZM175 179H176V177H174ZM180 178V177H179ZM192 178V177H191ZM194 178V177H193ZM192 178V179H193ZM1 179V178H0ZM25 179V178H24ZM26 179H27V177H26ZM32 179H34V178H32ZM37 179V178H36ZM78 179V178H77ZM92 179V180H93ZM101 179H102V177H101ZM149 179H151L152 180V178H148V180ZM155 179H156V177H155ZM154 179V180H155ZM172 179V178H171ZM191 179V180H192ZM204 178H201L200 180H201V182H202V180H203ZM3 180H5V179H3ZM8 180V179H7ZM35 180V179H34ZM39 180V179H38ZM37 180V181H38ZM54 180H56V179H54ZM63 180H64V178H63ZM91 180V178H89V179H87V182H89V183H91L90 181H92ZM138 181H139V179H137ZM159 181H160V179H158ZM182 180V179H181ZM11 182H12V179L10 180ZM9 181V183H11ZM21 181V180H20ZM24 181V180H23ZM27 181V180H26ZM26 181H24V182H26ZM43 181V180H42ZM75 182H76V180H74ZM73 181V182H74ZM78 181V180H77ZM85 181V180H84ZM83 181V182H84ZM118 181V180H117ZM170 181V180H169ZM173 181V180H172ZM177 181H178V179H177ZM183 181V180H182ZM186 181V180H185ZM185 181H184V183H185ZM195 181V180H194ZM193 181V182H194ZM4 182H6V180L4 181ZM22 182V181H21ZM29 182V181H28ZM39 182V181H38ZM59 183H60V181H58ZM64 182V181H63ZM65 182H67V181H65ZM150 182V181H149ZM179 182V181H178ZM187 183H188V181H186ZM3 182H1V184H2ZM13 183V182H12ZM11 183V184H12ZM46 183V182H45ZM55 183V182H54ZM82 182L80 181V184H81ZM154 183V182H153ZM160 183H161V181H160ZM172 183V182H171ZM183 183V182H182ZM204 183V182H203ZM6 184H7V182H6ZM29 184V183H28ZM31 184H32V181H31ZM38 184V183H37ZM55 184H57V182L55 183ZM54 184V185H55ZM61 184V183H60ZM64 184H66V183H64ZM79 184V183H78ZM79 184V185H80ZM83 184V183H82ZM145 185H146V183H144ZM150 184H152V183H150ZM156 184V183H155ZM159 184V183H158ZM163 184H165L166 185V182H164V183H162V185ZM169 184V186H170V188L172 187L173 188V185L171 186L170 185V183L168 182L167 183V185ZM174 184V183H173ZM176 184H177V182H176ZM180 184V183H179ZM186 184V183H185ZM2 185H4V184H2ZM9 185V184H8ZM7 185V187H10V186H8ZM39 185V184H38ZM62 185H63V183H62ZM71 185L72 184H70V186L69 187H71ZM162 185H160V186H162ZM186 185H188V184H186ZM185 185V186H186ZM205 185V184H204ZM14 186V184L12 185V187ZM17 186H18V184H17ZM32 186V185H31ZM55 186H58L59 187V184L58 185H55ZM68 186V185H67ZM73 186V185H72ZM76 186V185H75ZM118 186V185H117ZM134 186V185H133ZM152 186V185H151ZM156 186H158V185H156ZM181 186V185H180ZM184 184H183V187H182V189H184ZM57 187V188H58ZM78 187V186H77ZM89 188H90V186H88ZM150 186H148V188H149ZM154 188H155V186H153ZM177 187V186H176ZM33 188V187H32ZM35 188V187H34ZM42 188H43V186H42ZM47 188V187H46ZM75 189H76V187H74ZM80 188V187H79ZM78 188V189H79ZM92 188V187H91ZM146 189H148L147 187H145ZM151 188V187H150ZM186 188H189L188 186L186 187ZM3 189H4V187H3ZM11 189V188H10ZM16 189V188H15ZM14 189V190H15ZM44 189V188H43ZM48 189V188H47ZM49 189H50V187H49ZM70 189H73L72 187L70 188ZM93 189H95V188H93ZM100 189V188H99ZM153 189V188H152ZM178 189H180V188H178ZM2 190V189H1ZM29 190V189H28ZM91 190V189H90ZM158 190V189H157ZM166 190H168V189H165V191L163 192V193H165V192H167ZM172 190V189H171ZM177 190V189H176ZM9 191V190H8ZM25 191V190H24ZM41 191V190H40ZM50 191V190H49ZM56 191V190H55ZM76 191V190H75ZM82 191H84L83 189H82ZM93 191V190H92ZM148 191V190H147ZM178 191V190H177ZM5 192V191H4ZM33 192V191H32ZM74 192V191H73ZM72 192V193H73ZM87 192V191H86ZM94 192V191H93ZM162 192V191H161ZM159 193V194H162V193ZM168 192H170V191H168ZM77 193V192H76ZM81 194L83 193L84 194V192H80ZM138 193V192H137ZM158 193V192H157ZM0 194H1V192H0ZM15 194V193H14ZM45 194H46V192H45ZM50 194V193H49ZM78 194H79V192H78ZM81 194H80V196H81ZM86 194V193H85ZM93 194V193H92ZM158 194V195H159ZM26 195H28V194H26ZM25 195V196H26ZM59 195V194H58ZM70 195V194H69ZM73 194H71V196H72ZM76 195V194H75ZM87 195V194H86ZM167 195V194H166ZM1 196V195H0ZM7 196V195H6ZM24 196V195H23ZM22 196V197H23ZM62 196V195H61ZM65 196V195H64ZM68 196V195H67ZM83 196V195H82ZM160 196H162V195H160ZM171 196V195H170ZM19 197V196H18ZM28 197V196H27ZM30 197V196H29ZM41 197V196H40ZM42 197H44V196H42ZM84 197V196H83ZM86 197V196H85ZM92 197V196H91ZM149 197V196H148ZM156 197V196H155ZM158 197V196H157ZM199 197V196H198ZM4 198V197H3ZM44 198H46V196L44 197ZM50 198V197H49ZM67 198V197H66ZM76 198H77V195H76ZM90 198V197H89ZM88 198V199H89ZM152 198V197H151ZM161 198V197H160ZM160 198H159V200H160ZM174 198V197H173ZM11 199H13V198H11ZM21 199V198H20ZM29 199V198H28ZM32 199V198H31ZM43 198H41L40 200H42ZM72 200H73V198H71ZM81 199H82V197H81ZM84 199V198H83ZM91 199V198H90ZM168 199V198H167ZM196 199V198H195ZM4 200V199H3ZM21 200H23V199H21ZM34 200V199H33ZM36 200H39L38 198H36ZM50 200V199H49ZM56 200H57V198H56ZM60 200H62V199H60ZM70 200V199H69ZM95 200H97V199H95ZM150 200V199H149ZM148 200V201H149ZM152 200H154V199H152ZM170 200V199H169ZM205 200V199H204ZM4 201H6V200H4ZM14 201V200H13ZM13 201L11 200V203H13ZM20 200L18 199V203L20 204V202H19ZM43 201H44V199H43ZM47 201V200H46ZM51 201H53V200H51ZM67 201V200H66ZM75 201V200H74ZM81 201V200H80ZM86 201V200H85ZM88 201H91L92 202V200H88ZM155 201V200H154ZM7 202H8V200H7ZM32 202V201H31ZM37 202V201H36ZM171 202V201H170ZM169 202V203H170ZM173 202V201H172ZM9 204H10V201L8 202ZM14 203H15V201H14ZM13 203V205L16 207V205H17V207H18V204L17 203H15L14 204ZM22 203H24L23 201H22ZM33 203V202H32ZM54 203V202H53ZM62 203V202H61ZM84 203V202H83ZM168 203V204H169ZM174 203V202H173ZM172 203V204H173ZM201 203V202H200ZM211 203V202H210ZM223 203V202H222ZM29 204V203H28ZM150 204V203H149ZM6 205V204H5ZM5 205H4V207H5ZM20 205H22V204H20ZM30 205V204H29ZM207 205V204H206ZM208 205H209V203H208ZM207 205V206H208ZM8 206V205H7ZM6 206V207H7ZM10 206V205H9ZM23 206H24V204H23ZM23 206L21 207V208H23ZM150 206V205H149ZM163 206V205H162ZM204 206V205H203ZM206 206V207H207ZM5 207V208H6ZM17 207H16V209H17ZM27 207V206H26ZM166 207V209H167V205L165 206ZM164 207V208H165ZM210 207V206H209ZM9 208V207H8ZM12 208V207H11ZM11 208H9V209H11ZM208 208V207H207ZM1 209V208H0ZM8 209V210H9ZM20 208H18V210H19ZM47 209V208H46ZM75 209V208H74ZM171 209V208H170ZM206 209V208H205ZM211 209V208H210ZM209 209V210H210ZM22 210V209H21ZM24 210V209H23ZM33 210V209H32ZM3 211V210H2ZM20 211V210H19ZM38 211V210H37ZM47 212L48 211H50V210H46ZM51 211H53V210H51ZM167 211V210H166ZM165 211V212H166ZM211 211H212V209H211ZM0 212H1V210H0ZM8 212H10V211H8ZM12 212L13 213H15L16 212V210H15V212H14V208L12 209ZM22 212V211H21ZM46 212V213H47ZM205 212H206V210H205ZM5 214L7 213V210L4 212ZM11 213V212H10ZM16 213H18V212H16ZM45 213V212H44ZM45 213V214H46ZM216 213H218V212H216ZM2 214H3V212H2ZM23 214H25V213H23ZM206 214H210V213H206ZM8 215H10V214H8ZM29 215H30V213H29ZM48 215H49V213H48ZM214 215V214H213ZM212 215V216H213ZM0 216H2V215H0ZM6 216V215H5ZM218 216V215H217ZM216 216V217H217ZM45 217V216H44ZM209 217H211V216H209ZM215 217V218H216ZM8 218V217H7ZM11 218V217H10ZM40 218V217H39ZM4 219V218H3ZM37 219V218H36ZM214 219V218H213ZM217 219V218H216ZM6 220V219H5ZM8 220V219H7ZM17 220V219H16ZM20 220V219H19ZM212 220V219H211ZM11 221H13V220H11ZM219 221V220H218ZM218 221L216 220V222L218 223ZM221 221V220H220ZM8 222V221H7ZM34 222V221H33ZM55 221H53V223H54ZM57 223H59V222H57ZM11 225H13L12 223H11ZM31 225V224H30ZM36 225H38L37 223H36ZM43 225V224H42ZM57 225V224H56ZM61 225V224H60ZM35 226V225H34ZM39 226V225H38ZM55 226V225H54ZM82 226V225H81ZM46 227V226H45ZM39 229L41 228V227H38ZM52 229V228H51ZM50 230V229H49ZM51 231V230H50ZM52 232V231H51ZM86 243V242H85ZM83 244V243H82ZM61 247H63V246H61ZM96 254V253H95ZM55 256V255H54ZM104 256V255H103ZM83 262V261H82Z\"/></svg>","mask_w":264,"mask_h":264}]
</instances>
